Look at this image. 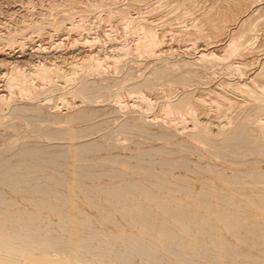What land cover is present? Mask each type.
Listing matches in <instances>:
<instances>
[{
    "label": "rangeland",
    "instance_id": "374dc122",
    "mask_svg": "<svg viewBox=\"0 0 264 264\" xmlns=\"http://www.w3.org/2000/svg\"><path fill=\"white\" fill-rule=\"evenodd\" d=\"M111 1L112 0H93V3H92V0H82V1L81 0L80 1L79 0H66V1L65 0H0V59L4 60V61L1 60L3 63L0 61L1 62L0 63V69H2V70H0V89L2 88L1 92L5 94V99L3 100V104H2V101L0 100V102H1L0 103V107H1L0 108V168L1 167L3 168L6 165L9 166V165L16 164L18 162H23V160H26L27 162L34 163L36 165L41 166L39 168L34 167L32 169L35 172L34 174H31L30 172H28L24 168H22L21 170L9 172L7 174L8 176H17L18 174L19 175L20 174L27 175L28 177L26 179L29 181V183L25 184V185L29 189L21 191V190L13 188L7 182H3L0 180V207L10 209V210L24 209L27 212L28 211L29 212L34 211L33 214H39V216H38L39 219H38V217L37 218H35L33 216L31 217L32 214H30V213L25 214V215H16L15 217L20 218V219H25V220L33 219L34 224H32V225L34 226L36 224L33 227V229L36 230V232L38 230V232H37L38 235H41L40 239L37 235L35 237L32 236L35 239L32 238L31 236L28 238H26V236H23V237L21 236L22 238L21 237L19 238V236L12 237V236H10L9 232H8V234H9L8 236L0 235V240L2 239L1 241L5 242V243L8 241L7 244H9V245L12 242L11 245H17L18 247L22 245L20 247V249L25 250L24 254L14 255L15 258H13L14 260L12 263H14V264H41V263L46 264L47 263L48 264L52 261L53 263L57 262L58 264H83L82 262H79V259H84V260H90L91 261V263H89V261L86 263V261H85L84 264L85 263L86 264H116V263L117 264H142V263L148 264L145 262H141L142 259L140 257H137L135 259V261L130 262V263L127 261H125V262L124 261L121 262L120 260L118 261V259H117L118 257L115 256V254L113 253L114 251H112L111 248L107 244H103V245L101 244V247H100L101 249L99 247L98 248L95 247V248H97V250L94 247H93V250H88L87 247L84 248V247L80 246L79 243L82 242V241H80V239H82V238L90 239V237H91V236L89 237L87 232H86V234H84L85 232H82V230H85V231H94V232H97L100 234L99 237L100 236L101 237H100V241L98 239L99 242L97 241L96 238H93L94 241L92 240V242L94 244L102 243V241H105V240L115 242L116 239H114L111 236L109 237L106 235V234H113L114 233V234H122V235H125L126 237H131V235L134 236V234H136L137 236L143 237L144 239L147 238V241H149V243L155 242V243H158L159 245L161 244L160 245L161 247H164L165 242H172V241H174V239L178 235H180V238L178 236L176 238L177 239L176 241H180V243L182 242V244H184V245L185 244H192V245H197L198 247H200L199 245L201 244L200 242H202V241L205 242V243L202 242V244L205 245L206 247H210V244H212L211 247L209 248V251H207V253L213 254V250H217V247H219L217 251H218V253H220L222 255V257H221V259L223 260L222 264L224 263V261H226V263H224V264H242V263L243 264L244 263H246V264H257V263L258 264H264V260H263L264 259V253H261L259 251V244L261 245L262 243L261 242L258 243V241H262L264 243V240H263V237H264V234H263L264 207H262V206L259 207V206H257L256 203L251 202L252 200L261 201V199L264 198V175L263 176H257L256 171H255V169H261V168L264 169V148L257 149L254 151L250 148L251 147L250 145L243 144L241 146V152L238 156H233V155H231L230 152H228L229 153V156H227L228 158L225 156L219 155L220 154L219 150L225 143L220 142L222 140V136L220 135V132L218 133V130H216L215 127H213L216 130L214 133L215 134L214 139H213L214 141H211L209 143L208 142L205 143V141L193 138L189 133L191 129H188L189 127L192 126V122H193V120L188 117L191 114H188V112L186 110H184V111H186L185 114L183 113L184 115L182 113L178 114V112H175V114H174V112L172 114L171 113L169 114L168 113L169 111L167 110L168 107L166 106V104L168 103V101L170 102V100H172L171 102H175V101H178L179 99L181 100V99L187 98V99H189L191 104L186 99L184 105L186 106L187 109H188L187 106L189 104L190 105L193 104L194 106H192V107L197 108L198 113H196V118H199L200 120H204L205 122L207 120H209V122L210 121L214 122L213 125L217 124L218 127H219V125H222L221 123H223V125H225L227 123L226 121L230 120V118H229L230 116L232 118L234 117V120H232V118H231V120L233 122L235 121V118L237 121V122L235 121L236 123H238V120L241 122L244 119V116L247 115L250 111V113L252 112L251 114L255 120L252 119L254 121L252 123V120L250 119L252 117L249 118V115H247V117L245 116V121L248 122V120H250L251 122L249 121L248 127L254 128L255 133L258 136H261L260 134H262V131L259 129V125L257 126V122H258V124L264 123V121L262 122V120H264L263 119L264 118L263 117L264 116V110H263V108H260L264 104V103H262V100L264 101V96H262V95H264V88H263L264 82L261 83L262 79L264 81V77L262 76L263 77L262 78L261 75L258 77V75H256L257 74L256 71H259L262 69V67H264V64H263V62H264L263 58L264 57H262V55L264 56V49H261V48H264L263 47V44H264V34H263L264 33V25H263L264 24V17H262L260 19V21H262V22H260V21L258 22L259 23L258 26L260 25L257 28V29H259L258 32L256 31L257 29H255L254 31H251V33L250 32L248 33V35L246 36L247 38L244 37V39H248V37H250L251 41L249 40L248 44L250 46L252 45L253 47L249 46V47L243 49L245 52L243 50H242V52H240L241 57L239 55V52H237V53L233 52L235 55L230 53L231 56L230 55L229 56L231 58L230 59L231 62L228 61L229 58L227 60L225 59V62L228 64H226L224 62V60L223 61L221 60L220 62L216 60L217 63L219 62V64H216V62L214 61L215 59H212L213 62H210L211 61L210 58L205 57L202 59V57L200 56V51L202 50L203 47L209 48L210 46H212V44H216V42H214V41H217L219 39L222 40L224 37H225L224 39L226 40V38L230 36L229 33H228L229 36L226 35L227 31H226V34L222 33V34L226 35V36L223 35L224 37L222 36V34L219 36L213 37L210 33H209L210 36L207 33V32H210L209 30H207V29H209L208 25L211 22L210 20H212L216 17L214 13L212 14V12L206 11L207 9L209 10V7L207 5H210L213 0H208L209 3L207 0H204L205 3L203 0H200L201 2L199 0L198 1L197 0H161V2H160V0H158V1L157 0L156 1L155 0H139V1L138 0H121V1L120 0H113V2H111ZM182 1L183 2L185 1V3H183ZM191 1H193V2L190 4L189 2H191ZM72 2H73V4H72ZM158 2H160V3H158ZM178 2H180V3L182 2L186 6V8L184 6H182L183 5L182 3H181L182 5H181ZM109 3H110V5H109ZM153 3H154L155 8H153ZM194 3H196V5ZM202 3H204V4L208 3L206 5V8H204L205 5ZM67 4H69V5H67ZM156 4H157V6H156ZM177 4H178V6H177ZM198 4H200V5H198ZM179 5L182 7H180ZM73 6H74V8H73ZM95 6H97V7L95 8ZM162 6L164 7V9ZM199 6H201L200 9L197 8ZM99 7H100V9H99ZM107 7H109V8H107ZM127 7L128 8L130 7V8L128 9ZM144 7H147L151 10L144 8ZM172 8H173V10H172ZM184 8H185V10H184ZM190 8H192V9H190ZM109 9H111V10H109ZM158 9H160L161 11ZM254 9H256V7ZM144 10H145V12L146 11L148 13L151 12L152 14H148L146 12V14H147L146 15V14H144ZM175 10H177V11H175ZM187 10H189L190 12ZM193 10H195V11H193ZM111 11H112V13H111ZM141 11H143V12H141ZM174 11H175V14H174ZM186 11H187V15H185ZM113 12H115L114 13L115 17L113 15ZM100 13H101V15H100ZM108 13L110 15H108ZM129 13H130V15H129ZM204 13H206V14H204ZM95 15H97V16H95ZM183 15H185L186 17ZM206 15H208V17ZM210 15H214L215 17L212 16L213 17L212 18ZM146 16L149 18H147ZM187 16H188V18H187ZM202 16H203V18L207 17V20L209 19L208 20L209 23L207 22L206 19L203 20ZM141 17H143V18H141ZM151 17H152L153 21L151 20ZM199 17L202 18L201 19L202 21L198 20ZM232 17L233 16H231L229 18V21H228L229 23L231 22L230 24H232V22L234 21ZM110 18L111 19L113 18V19L110 21ZM145 18H147V19H145ZM171 18L174 19L175 21L174 20L169 21V20H171ZM133 19H134V22H133ZM176 19H178L179 21ZM108 20H109V23H108ZM158 20H160V21L162 20L161 21L162 23ZM196 20L198 22H196ZM90 21H91V23H90ZM155 21H158L159 23H157ZM71 22L72 23L74 22L73 23L74 25L72 24V26H71L70 25ZM87 22H89L90 24H86ZM145 22H146V24H145ZM152 22H153V25L151 24ZM201 22H203V26L202 25L200 26ZM95 23H96V25H95ZM177 23L179 25H177ZM193 23L194 24L196 23L195 25H197V26L199 25L198 28H197V26L193 27ZM261 23H263L262 24L263 27H261L262 26ZM140 24L141 25L142 24L143 25H147V24L150 25L151 24L150 26L154 28V30L157 32V34L159 33L158 35H161L159 37L161 39H163L162 45H164V47L166 49H169V50L168 51L165 50V48L162 46L164 51L160 54H159V52H161V51H157L158 52L157 54H159V55H157V54L155 55V53H153V55H152V53L146 55L147 52L144 51L143 52V54L145 53L144 56H143L142 52L141 53H134L133 52L134 55L131 53L132 51L129 52L128 47H130V45L132 46L134 44V42L138 39V36L141 35L140 29H138L140 27ZM157 24H159V25H157ZM174 25H176V27ZM180 25H182V26H180ZM189 25L192 27H190ZM204 25L205 26L207 25L208 27H204ZM61 26H63V27H61ZM75 26L78 28H75ZM124 26H126V27H124ZM184 26L186 29H184ZM54 27L57 29H55ZM127 27L130 29H128ZM132 27H133V31L131 30ZM202 27L204 29H202ZM105 28H109V29H105ZM188 28H189V30H188ZM78 29H80V30H78ZM112 29H114V30H112ZM200 29H202L201 32H199ZM203 30H205L207 34L203 33L202 35H200L203 32ZM109 31H111L113 34L110 33ZM135 32H136V35H135ZM166 32L167 33L169 32V33L167 34ZM176 32H177V34H175ZM187 32H189V34ZM191 32L193 33V35ZM194 32L195 33L197 32L196 33L197 35ZM114 33H115V35H114ZM184 33H186V34L184 35ZM204 34L206 35V37L204 36ZM249 34H251V35L253 34L254 36L253 35L251 36ZM194 35H195V37H194ZM198 35H200V38H201L200 42H199V36ZM207 35H208V37L211 38L209 41H208ZM115 36H117V37H115ZM162 36H164V37H162ZM173 36H175V37H173ZM192 36H193V38H192ZM196 36L198 37V40L196 39L197 38ZM11 37H13V38L11 39ZM111 37L115 40L113 41V39ZM171 37L173 40L171 39ZM217 37L219 39H217ZM254 37L256 38V40ZM87 38L90 39L91 41L90 42L86 41ZM164 38H165V40H164ZM179 38H181V39L178 40ZM194 38H195V40H194ZM214 38H215V40H214ZM261 38H262V40H261ZM21 39H23L22 43L18 42V40L21 41ZM204 39L210 43H208L207 41L204 42ZM11 40H12V42H10ZM59 40L60 41L62 40V41L60 42ZM120 40H121V42H120ZM196 40L198 41V43L195 42ZM201 40H203V41H201ZM212 40H214V41L212 42ZM54 41H55V43H54ZM57 41L60 45H58ZM172 41H173V43H172ZM190 41L193 43L194 42L197 43L196 46H195V43L193 44ZM117 42L118 43L120 42V43L118 44ZM179 42H180V44H179ZM183 42H185V43H183ZM252 42H253V44H252ZM260 42H261V44H260ZM11 43H14V44H11ZM23 43H25V44H23ZM39 43H41V44H39ZM72 43H73V46H72ZM74 43H75V45H74ZM92 43H94V44H92ZM202 43L204 44V46ZM207 43L209 44V47H208ZM254 43H255V46H254ZM201 44H202V46H201ZM21 45H25V47H22ZM40 45H41V47H40ZM125 45L127 46L128 49H126ZM21 47H22V49H21ZM122 47H124V48H122ZM170 47H172V48L170 49ZM258 47H259V49H258ZM4 48H5V50H4ZM9 48H10V51H9ZM256 48H257V50L255 51ZM36 49H38V50H36ZM112 49H114V50H112ZM125 49L128 51H126ZM21 50L25 53L24 57H22V56L18 57L20 52H21V54H23V52ZM219 50H217V52ZM249 50H251V52ZM117 51L120 53H118ZM165 51H166V53H165ZM6 52H7V54H6ZM12 52H14V54ZM185 52H187V53H185ZM248 52H250V53H248ZM260 52L262 55L260 54L258 56V54ZM123 53L126 55H124ZM10 54H11V56H10ZM140 54L142 55V58H141ZM249 54L250 55L254 54V55H252L253 57L252 56L250 57ZM7 55H9V56H7ZM50 55H51V57H50ZM148 55L151 57H149ZM243 55H245L244 56L245 58L243 57ZM255 55L257 57L254 60L253 58H255ZM31 56H33V57H31ZM198 57H200V58H198ZM11 58H12V60H11ZM15 58L18 60L19 59H25L26 62L24 61V64L21 63L20 65H21V69L24 68L26 70V72L29 71L30 68H33V66H34L33 64H36V62H37V64L34 67H36L37 65L45 64V63L48 65H51V66L54 65V67H56L57 64H59L62 67L64 66L63 69L65 71L63 70V73L68 72L66 74L68 76L63 74V75H65V78H67V77L68 78L65 81V78L62 75L61 76L62 78H58L59 80L57 79V77H53L50 80L45 79V80H43V82H41L40 80H42V79H40V80H37V83H36L38 85V86L36 85L38 88H36V86L35 87L33 86L34 87L33 90L36 89L35 92H37V93L33 92L31 94V96L30 95H24L23 93L20 94L21 93L19 91L20 89H18L17 86L16 87L15 86L10 87L12 89L11 90L6 85L7 80H8V74L13 75L15 72L13 71L14 72L13 73L12 70H16L17 68H19V67H17V68L15 67L16 64L13 62V59L16 60ZM114 58H115V60H114ZM246 58L248 61L250 60V62L245 60ZM98 59H99V61H98ZM197 59H199V60H197ZM200 59H202L203 61ZM207 59H210V60H207ZM252 59H253V61H252ZM184 60H185V62H183ZM186 60H189L190 62L189 61L186 62ZM205 60L210 63V64L207 63V65H209L208 69L206 66L204 67V64L206 65V63H204ZM85 61H86V63H85ZM193 61H195V62H193ZM242 61L244 62V64H247V62H248V64L246 65L248 69L246 68V66L244 64L239 63ZM51 62H54L55 64H53ZM88 62H89V64H88ZM198 62H199V65H198ZM200 62L202 63L201 65H200ZM222 62H223V64H222ZM232 62L233 63L235 62L233 65H237V63L239 65L241 64V67H243V65H244L246 70L244 67L238 68L239 70H237L235 67H234L235 69H233V67L229 66ZM105 63H106V65H105ZM114 63L116 64L115 65L116 67L114 66ZM186 63H192V64H190V65L188 64V66H187ZM211 63H213V64H211ZM24 65L26 68L24 67ZM72 65H74V66L72 67ZM82 65H84V66H82ZM108 65H112L113 67L110 66V68H109ZM77 66L79 67V69L77 68ZM158 66L163 67V68L166 67L165 68L166 69V77H165L166 79L163 78V81H162V78L160 79L158 76H156L155 72H157ZM170 66L173 67L174 69L170 68ZM210 66H211V68H210ZM218 66H221V68ZM227 66H228V68L226 69ZM103 67L105 68V70L103 69ZM229 67L232 70H234V71L237 70V71L236 72L230 71ZM27 68H29V70H27ZM190 68H191V70H189ZM192 68H194V69H192ZM73 69H75V70L73 71ZM97 69H98V71H101V72H99L100 74L98 72L95 73ZM106 69H108V70H106ZM169 69H171V70H169ZM10 70H11V72H10ZM216 70H217V72H216ZM5 71H9L8 74H6L7 72H5ZM242 71H243V73H242ZM2 72H5L6 76ZM80 72H82V73H80ZM192 72L193 73L195 72V75H193ZM213 72H216L214 74H216L217 76H215V75L213 76ZM223 72H225V73H223ZM151 73H152V75H151ZM183 73H184V76L182 75ZM203 73L205 75H202ZM239 73H241L240 74L241 76H243V74H245L244 76L246 78L248 77L249 80L246 79L244 76L241 77L239 75ZM2 74H4V75H2ZM187 74L189 76H186ZM199 74H201L202 76ZM72 75H74V76L76 75L78 77H76V76L73 77ZM179 75L182 76L181 79L175 80L174 78H176ZM254 76L257 79L260 77L262 79L257 80L256 78H254ZM167 77H168V79H167ZM172 77H173V79H172ZM183 77H185V79H187V80L183 79ZM54 78H55V81H57V82L59 81L58 83L60 85L57 82L56 83L54 82V80H53ZM231 78H233V79H231ZM60 79H62V80H60ZM75 79H76V81H75ZM149 79H151L150 80L151 82H149ZM46 80H47V83H46ZM73 80L75 82H73ZM154 80H156L157 83ZM225 80H229V81L225 82ZM242 80L245 81V87L248 86L247 88H245V90L243 88L244 83ZM38 81H40V82L38 83ZM64 81H65V83H64ZM223 81H224V84H223ZM249 81H250V83L257 82V85H255L254 83L249 84ZM84 82L85 83L87 82L88 84H90V86L97 85V83L99 85L100 84L103 85V87L95 88L94 90H90L89 92L94 93V94H98V93L103 92L104 94L101 96L97 95V96H95L96 98L92 97L90 99L85 97V95L83 93H80L77 90L78 85L85 84ZM188 82H190V83H188ZM237 82L239 84L241 82L242 85L236 87V85L234 83L239 85ZM44 83H46V84H44ZM139 83L140 84L142 83L140 85L141 90H143L142 92L145 94V96H147L146 97L147 100L152 101V102L150 101V104L145 99L147 101V104H146V101L142 97L141 98H142V101L144 100V103L141 100L137 101V99H140V97H138L137 93L136 94L133 93L132 89L135 87V85L138 86ZM227 83L228 84L232 83L233 89H232V87H230L231 85H228ZM41 84H42V86L45 85L43 87V91H41L42 87L40 88ZM54 84H56V85L58 84V85H57V87L55 86L56 88L53 87L54 89H52V85H54ZM233 84L235 87L233 86ZM261 84L263 87L261 86ZM47 85H49V86H47ZM147 85H149V86H147ZM46 86L50 89V92L47 91L49 89H47ZM131 86L132 87L134 86V87L132 88ZM223 86H225V87H223ZM189 87L190 88L192 87V88L190 89ZM249 87L254 88V89L258 88L257 90L255 89L256 92H258V90H260V94H259V92L254 93V94H256L257 96H258V94H259V96L261 95L262 97L261 96L260 97L262 99L261 98L256 99L257 96L253 95V97H255L254 100L256 99L260 103H258L257 101H252L253 99L251 97H252L253 93H251V96H250V92L248 90V89H250ZM211 88L213 90H210ZM240 88H242V89L240 90ZM134 89H137V88H134ZM159 90H161V91H159ZM243 90L245 91V93H243ZM218 92H220V93H218ZM131 93L133 95H131ZM216 93H218V95L220 97L217 96ZM246 93L247 94L249 93V94L247 95ZM35 94H37L39 97L38 96L36 97ZM243 94H244V96H243ZM8 95H9V98H8ZM32 95L35 96V98H33ZM221 95H223V96H221ZM19 96H21L22 98ZM28 96H30V97H28ZM247 96H250V97L247 98ZM227 97H228V99H227ZM68 98H71V100ZM249 98H250V101H249ZM66 99H68V100H66ZM200 99H203V101ZM229 99L231 101L232 100L237 101V102H235L236 104L234 102L228 103ZM34 100H36V101H34ZM62 100H64L65 102ZM115 100H118V101H115ZM119 100H121V101H119ZM212 100L216 101V102L218 101L217 102L218 104L216 102H213ZM133 101H135V102H133ZM231 101H229V102H231ZM57 102H58V106H56ZM75 102H76V105L74 104ZM138 102L142 105L141 109L145 105H148V104L149 105H148V107L145 106V108H146L145 111H144V109L139 110L138 107L140 108L141 105ZM207 102L209 103V105ZM80 103H82V105ZM203 103H205V104H203ZM61 104H63V105H61ZM68 104L70 105V107ZM125 104L127 105V107L125 106ZM260 104H261V106H260ZM24 105H25V108H24ZM71 105H73V106H71ZM128 105H131L132 108L129 107ZM134 105H136V106L140 105V106L136 107ZM219 105L221 106V108L218 107ZM229 106H231V107H229ZM236 107H238V108L236 109ZM60 108H61V110H60ZM75 108H78V109H75ZM129 108H131V109H129ZM133 108L134 109L136 108L137 110L136 109L134 110ZM231 108H232V111L229 110ZM81 110L83 112L87 111L86 113L88 114V116L84 117V118L81 116L79 118H70L69 116L67 117V115H66L67 113H68V115H69V113L70 114H72V113L77 114ZM160 111H162V112H160ZM217 111H219V112H217ZM255 111L256 112L258 111L257 114ZM143 112H145V113H143ZM163 112H165V113H163ZM239 113L240 114L242 113L241 115H239L240 118H239V116L236 115ZM253 113L255 115H253ZM165 114H166V116L167 115L168 116L166 117ZM176 114H178V115H176ZM223 114H224V117L227 115V117H225V118H229V119H225L223 117ZM141 115H142V117H141ZM181 115H182V117H181ZM185 115H186V117H183ZM256 115H258V116H256ZM131 116L134 119H132ZM147 116H149V117H147ZM208 116H209V118H208ZM259 116H262L263 118L262 117L260 118ZM257 117L260 120L256 119ZM166 118H168V119H166ZM176 118H177V120H176ZM205 118H206V120H205ZM222 118L225 119V120H223V122H222ZM142 119H144V120H142ZM147 119H149V120L155 119V120H153L154 122L151 121L152 123H150V121ZM169 119H171V120H169ZM190 119L192 120V122ZM256 120H259L260 123H259V121L256 122ZM165 121H167V122H165ZM174 121H176V122H174ZM182 121H184V123ZM162 122L164 123V125ZM188 122H191V123H188ZM211 122L209 124H212ZM176 123H178V124L174 125ZM182 123L185 126H186V123H188L187 126H189V127L186 126V129H185L186 132L181 131V129L183 130L185 128V127L183 128L184 125ZM254 123L256 124V127L254 126ZM135 124L142 125L143 128L140 129V128L136 127ZM179 124H181V126L182 125L183 126L181 127V126H179ZM213 125H211V126H213ZM174 127H176V128H174ZM73 128H75L76 130ZM257 128L260 131L257 130ZM71 129H73V130L71 131ZM179 131H181L182 133ZM70 132H72V134H73L72 136H71ZM216 133H218V134H216ZM173 134H175V135H173ZM110 136H112V137H110ZM119 141L120 142L122 141L124 143L122 144V142L120 143ZM79 143L80 144L85 143L89 147H90V145L92 146L90 149H87L84 152V158L83 159L79 158L77 155H73V152H78L76 146ZM113 143L114 144L118 143L117 144L118 146L114 145ZM261 143L264 145V140H262ZM69 148H71V149L74 148V150L72 149L73 151H72V153H70L71 155L69 154V155H66L65 157H63V156L61 157L59 155H53L50 153V152L53 153V152H58V151H63V150H70L71 151V149H69ZM151 148H154V149H151ZM209 148L211 149L210 151H209ZM35 149H40L43 152H41L40 150H37L36 152H31V150L33 151ZM141 149H146V150L151 149V151H146V152H148V154L144 158V160H139V159L134 157V158L129 159V161L127 162L128 164L127 163L126 164L125 163L119 164V163H113L109 159V156L119 154L122 156V160H126V156L139 154ZM238 149H240V148H238ZM212 150H214V151H212ZM260 150H262V151L260 152ZM211 151L213 153H210ZM182 158H184L185 161ZM150 159L154 160L155 162L156 161H158V162L155 164L150 163V162H148ZM167 159L175 160V161H172L170 163H164V164L160 163L161 161H164ZM180 159H182L183 164H182V161ZM184 162H185V164H187V167H184ZM234 162H236V163H234ZM87 164L90 165V169L93 172V174L89 175V174L84 173L86 171ZM129 164H140L144 167H133L132 168L129 166ZM202 166H204V167L202 168ZM216 166H218V167H216ZM114 167H120L122 169V172H119L115 175L108 174V172L109 173L112 172ZM128 167H130V168H128ZM149 167L151 169H147ZM210 167L212 168L211 171L208 170V169H211ZM213 169H221L224 173L226 171L227 174H233V171L235 172L238 169L250 170V174H248V173H246L245 175L242 174L245 177V179L248 181V183H246V184L240 183V185H242V186H240L237 183H235L236 182L235 178H230L229 180H227L229 182V184L227 185L222 180V178L218 176V173L216 171H214ZM3 170H5V168H3ZM134 170H139V172H134ZM76 172H81V174L78 175V174H76ZM144 172H159V175H154V174L149 175V174H145ZM174 176H181L182 178H184V180H175ZM77 179L82 181L83 185L77 183L76 182ZM130 180H141V181H143L145 184L143 190L151 191L159 197V199H157L156 201H153V198H149L146 195L137 193L138 197L143 199L144 202L146 203V204L144 203V205L146 206L145 208H147V205L148 206L151 205V207H153V209L151 207L150 208L153 211L158 212V213H156L157 215L160 214L163 216V217L160 215H158L159 217L155 216L156 217L155 221L156 220L158 221L157 218H161V220L159 219L160 221H158V222H162V224L165 226L164 228H165V231L167 233L164 231L159 232V230H155L154 228H152L150 226L143 225L142 220H141V223L138 224L137 223L138 221H136V219L134 220L133 217H131V214L129 215V212L131 211L130 208L126 209L123 205H120V204L115 205L108 200L109 194L111 193L109 189H111L113 187V185L119 186L122 181H130ZM148 180L158 182L160 185H158V186L153 185V184L147 182ZM171 181H175V182H171ZM203 181H206V183H204ZM214 181L217 184L216 188L211 187V185L209 183V182H214ZM127 184H129V183H127ZM186 186H189L190 188H186ZM203 189L208 190L209 193H213V194L216 192H222V193H227L231 196L237 195V196H234L235 201H239V200L246 201L247 203L241 202L239 206H234V208L228 207L229 205H226V206L228 207L227 209H234V210L237 209L238 211H241L244 209L243 211H241L242 212L241 215H239V216L237 215L238 216L237 218L239 219V221H244L243 217H245V219L250 218V220L252 219V221H251L252 223L249 220L247 225H245V226L236 225V229H234V228L233 229L235 231L237 230L238 232H235V231L231 232V230H230L231 226L225 224L226 223L225 219L230 218V217L232 219V217L234 215L229 213L228 210H226L227 213H226V211L224 212V209H222V208H218L219 210L217 208H214L216 210H211V208H208V207L206 208L205 206H201L203 201H217V202L222 203V201L218 199L217 195H210L209 194L206 196H202V194L204 192ZM165 198L166 199H173V206H175V208L176 207L179 208L178 210L181 213L183 212V210H182L183 208L184 209H185V207L187 208L185 210H187L190 214L189 213H188L189 215L186 214L185 212H187V211L183 212V214L184 215L186 214V216H187V217L185 216V220H184L183 214L181 215L180 212L179 213L177 212V213L180 214L181 218L177 217L179 215L175 216L174 218L172 217V215L173 214L175 215L176 211H178V210H176L174 208H173V210H171L172 207H170V208L168 207L169 209L166 210L160 206L161 204H159V202L164 200ZM252 198H255V199H252ZM40 199H46L47 201H49V204L51 205L52 208L43 207L42 206L43 204L40 201ZM4 200L6 201V203L1 202ZM174 200H177V201L174 202ZM99 203L103 204V206L102 205L100 207H99V205L97 206V204H99ZM191 205H193V206H191ZM54 206H58L60 208H57V209L54 208L53 209ZM183 206H185V207H183ZM189 208H191V210ZM238 208L239 209L241 208V209L239 210ZM59 209H61L62 211H66V213L72 214L73 218H71L67 221L64 220L62 218V216H64V215L60 214L61 210H59ZM129 209H130V211H128ZM220 209H221V211H220ZM217 210H218V212H217L218 214L216 215ZM191 211L193 213L196 212L195 213L196 216H195V214L191 215L192 214ZM210 211L213 213H211ZM223 213L224 214L226 213V214L224 215ZM156 214L154 213V215H156ZM198 214H201V215H198ZM212 214H214V216ZM221 214H222V217H224L225 219L224 218L222 219L219 217V216H221ZM22 216H23V218H22ZM189 216H191L192 218L190 219ZM194 216L197 217L198 219H195ZM203 216H205V217L208 216L207 218H209V216H211L210 218L214 222H211V223L208 222L209 219L207 221V219L206 218L204 219ZM216 216L219 217L220 219H218ZM162 218H164V219H162ZM186 218L191 222H189ZM40 219H41L40 222L42 224H40V222H37ZM180 219H182V220L180 221ZM234 219H236V218H234ZM81 220H87V221L90 220L89 221L90 223L88 222L89 224H87V223L84 224ZM192 220H194L193 223L195 221H197V222H195L196 225L198 224L197 228H196L195 224L192 223ZM168 221H170V222L168 223ZM185 221L187 223V224L185 223L186 226L184 225ZM253 221H258L259 223H263V225L254 224L255 225V227H254ZM189 223L191 225L193 224L192 228H194V231L186 228V227L191 228V225ZM206 223H207V227H206ZM224 224L228 227H225ZM250 224H251V227H250ZM40 225H41V227H40ZM199 225L201 227H198ZM16 226L21 227L19 224H17ZM37 226L41 228L42 232L39 231L40 228L36 229ZM46 226H48V227H46ZM64 226L71 228V230H69V229L65 230V228H62ZM175 226H178L179 228L175 227ZM208 226H210V227H208ZM218 227H219V229H218ZM48 228H51V229L53 228L51 231V234L53 235V237L55 236L54 238H58V239H52V237H50L51 242L54 241V243H57L59 241L60 243L59 242L58 243L60 245L62 244L61 246L64 247V245H65V249L67 247H71L72 249L67 248L65 250L64 248L60 249L59 247H55L56 249H59V250L58 251L55 249L53 250V246L50 245V243H51L50 239L47 238V239H49V240H47V239H45L46 237L45 238L42 237L46 234V232H47L46 230H48ZM201 228L203 229L202 231H200ZM208 228L209 229L211 228V229H213V231H216V232L213 233V231L211 229L209 230ZM220 228H221V230H220ZM197 229H200V230H197ZM205 229H207V230H205ZM53 230H54V232H53ZM174 230L176 231V234L174 233V235L176 237L174 235L172 237H170L168 235V233L170 231H174ZM195 230H197V232ZM247 230L249 232H247ZM252 230L254 232H252ZM55 231L58 232L59 235H58V233H55ZM180 231H182V232L184 231V232L181 233ZM186 231H187V233H186ZM200 232L205 236V237L204 236L201 237L202 241L200 240L201 238L199 237V236H201ZM207 232H211L214 236H212V234L207 233ZM244 232H246V236H245ZM194 233L198 236H194L195 235ZM259 233H260V235H259ZM223 234H224L225 239H226V240H223L225 242V243L223 242L224 244H226V241H227L235 249H237L238 247H240V249H237L236 252L233 250L230 252L229 250H225V249H224V251H225L224 252L222 249H220L221 246H219V245L222 242L220 244H218L217 243L218 240H216V239H219V238H216V237H220V235H221V237L224 238ZM167 235L169 237H167ZM206 235L208 236V238ZM59 236H61V239H63V241L59 238ZM63 236L65 238H63ZM192 236H194V237H192ZM209 236L211 238H209ZM233 236H235V238ZM254 236L257 238H254ZM6 237L7 238L10 237V238L7 239ZM24 237L27 240L26 239L21 240ZM173 237H175V238H173ZM11 238H12V240H11ZM13 238L15 239V241L13 240ZM68 238L71 240H69ZM159 238H162V240H160ZM170 238H172L173 240ZM195 238H197V239H195ZM212 238H213V240H212ZM184 239H187L188 241L187 240L184 241ZM210 239L212 241H209ZM241 239H242V241H241ZM249 239L252 241H250ZM39 240L41 241L40 244H39V242H40ZM65 240H68V241H65ZM196 240H198V241L200 240V241L198 242ZM44 241H46V242H44ZM64 241H65V243H62ZM190 241H192V243ZM213 241H215V242H213ZM254 241H256V242H254ZM13 242H17V243L14 244ZM44 243L48 246L43 245ZM68 243H69V245H68ZM223 243H222V245H223ZM251 243H253L254 245ZM119 244H121V243H119ZM23 245H25V246L23 247ZM55 245L59 246L58 244H55ZM79 246L81 247V249L78 248ZM43 248H44V250L46 249L47 252L41 251V250H43ZM174 248L177 250H181V249H179V245H177V243H176V247H175V243H174ZM180 248H182V247H180ZM94 249L96 252L94 251ZM255 249H256V251H255ZM99 250H103V251H99ZM199 250L202 252L205 251L204 249H199ZM210 250H212V251H210ZM246 250H247V253H249V254L244 252ZM14 251L15 250L12 247L7 248V249H3V252H7V253H13ZM55 251H56V253H55ZM88 251H90V253H88ZM168 252L169 251H167V250L161 251V253L165 256V260L163 261V263L162 262H160V263H162V264H176L174 262L168 261L169 257L176 259L178 261H181V260H179L180 259L179 256L175 255L174 252H170V253H168ZM191 252L192 251L188 250L187 252H183V253L181 252V254L185 255L186 253H189L190 255L194 256L195 252L194 253L192 252L193 254ZM232 252H234L235 254H233ZM57 253L59 255H56ZM94 253H96V254L94 255ZM78 254H79V257L81 256L80 258L76 257ZM101 254H103L104 256ZM168 254H170V255H168ZM254 254L257 256H255ZM74 255H76V256H74ZM173 255H174V257H173ZM41 256H45V257L41 259V258H39ZM58 256H62V258L58 257ZM224 256H225V258H224ZM8 258H10V257H8ZM145 258H148V257H145ZM226 258H228V259H226ZM231 258H232V260H231ZM194 259L195 260L198 259V261L204 262V264H209V262L211 264H215L213 262L216 259V256H209V257H203V258L199 257V256H197V257L195 256ZM44 260L45 261L47 260V262H45ZM99 260H101V261H99ZM104 260H105V262H104ZM204 260H206V261H204ZM0 261L2 262L1 259H0ZM4 264H9V263L4 262ZM181 264H184V262H181Z\"/></svg>",
    "mask_w": 264,
    "mask_h": 264
},
{
    "label": "bare ground",
    "instance_id": "6f19581e",
    "mask_svg": "<svg viewBox=\"0 0 264 264\" xmlns=\"http://www.w3.org/2000/svg\"><path fill=\"white\" fill-rule=\"evenodd\" d=\"M66 1V0H65ZM80 1V0H79ZM82 1V0H81ZM121 1V0H120ZM139 1V0H138ZM156 1V0H155ZM158 1V0H157ZM198 1V0H197ZM200 1V0H199ZM204 1V0H203ZM202 1V2H203ZM208 1V0H207ZM111 2H113V0L111 1ZM133 2V1H132ZM151 2V1H150ZM149 2V3H150ZM160 2H161V0H160ZM160 2H158V3H160ZM163 2V1H162ZM174 2V1H173ZM183 2V1H182ZM181 2V3H182ZM188 2V1H187ZM193 1H191V2H189L190 4L192 3ZM201 2V1H200ZM199 2V3H200ZM211 2V1H210ZM68 3V2H67ZM76 3V2H75ZM78 3V2H77ZM81 3V2H80ZM92 3H93V0H92ZM97 3V2H96ZM95 3V4H96ZM100 3V2H99ZM155 3V2H154ZM154 3H153V8H155L154 7ZM179 4H181L180 2H178ZM183 3H185V1L183 2ZM182 3V4H183ZM204 3H205V1H204ZM204 3H202V4H204ZM208 3H209V1H208ZM207 3V4H208ZM72 4H73V2H72ZM121 4V3H120ZM164 4V3H163ZM166 4V3H165ZM168 4V3H167ZM181 4V5H182ZM187 4V3H186ZM195 5H196V3H194ZM201 4V3H200ZM200 4H198V5H200ZM207 4H204L203 6H204V8H206V5ZM264 0H213L212 1V3L210 4V5H207L208 7H209V10L207 9L206 11H208V12H212V14L214 13L215 14V16L214 15H210L211 17L212 16H214L215 18L214 19H212V20H210L211 22H210V24L208 25L207 23V25L209 26H205L204 25V27H208L209 29H207V30H209L210 32H207L208 33V35H209V33L213 36V37H216V36H219V35H221L222 33H225L226 34V31H227V34L226 35H228V33H229V37H227L226 38V40L224 39L225 37L224 36H226V35H224V34H222V36L224 37L222 40H220L218 37H217V39H219V40H217V41H214L215 40V38H214V40H212V42L214 41V42H216V44H212V46H210L209 47V44L208 43H210V42H208L211 38L210 37H208V35H207V38H208V41L207 40H205L204 39V42L205 41H207L208 43V47L209 48H202L201 46H202V44H201V48H202V50L200 51V56L202 57V59L203 58H210L211 59V61L210 62H213L212 61V59H215L214 61L216 62V64H219V62L222 60H224V62H225V59L227 60L228 58V61H230V53L231 54H233V55H235L234 53L236 52H239V55H240V52H242V50L243 49H245V48H247V47H249L250 45L248 44V42H249V40H250V37H248V39H244V37H246L247 35H248V33L250 32L251 33V31H254L255 29H257L259 26H258V22L260 21V19L262 18V17H264ZM67 5H69V4H67ZM86 5V4H85ZM94 5V4H93ZM101 5V4H100ZM104 5V4H103ZM109 5H110V3H109ZM108 5V6H109ZM161 5V4H160ZM175 5V4H174ZM194 5V6H195ZM133 6V5H132ZM147 6V5H146ZM152 6V5H151ZM156 6H157V4H156ZM166 6V5H165ZM173 6V5H172ZM171 6V7H172ZM177 6H178V4H177ZM180 6V5H179ZM182 6H184L185 8H186V6L183 4ZM182 6H180V7H182ZM76 7V6H75ZM87 7V6H86ZM97 6H95V8H96ZM148 7V6H147ZM147 7H144V8H147ZM163 7V6H162ZM207 7V8H208ZM256 7V9H254V8ZM73 8H74V6H73ZM107 8H109V7H107ZM128 8V7H127ZM130 8V7H129ZM128 8V9H129ZM151 8V7H150ZM166 8V7H165ZM170 8V7H169ZM185 8H184V10H185ZM196 8V7H195ZM198 9H200L201 8V6H199V7H197ZM196 8V9H197ZM86 9V8H85ZM99 9H100V7H99ZM103 9V8H102ZM113 9V8H112ZM143 9V8H142ZM147 9H149V8H147ZM146 9V10H147ZM163 9H164V7H163ZM180 9V8H179ZM190 9H192V8H190ZM197 9V10H198ZM108 10V9H107ZM109 10H111V9H109ZM119 10V9H118ZM123 10V9H122ZM149 10H151V9H149ZM156 10V9H155ZM158 10H160V9H158ZM172 10H173V8H172ZM171 10V11H172ZM181 10V9H180ZM204 10V9H203ZM68 11V10H67ZM106 11V10H105ZM113 11V10H112ZM112 11H111V13H112ZM121 11V10H120ZM161 11V10H160ZM166 11V10H165ZM175 11H177V10H175ZM175 11H174V14H175ZM187 11H189V10H187ZM187 11H186V14L185 15H187ZM193 11H195V10H193ZM101 12V11H100ZM137 12V11H136ZM141 12H143V11H141ZM147 12V11H146ZM146 12H145V10H144V14H146ZM159 12V11H158ZM157 12V13H158ZM183 12V11H182ZM185 12V11H184ZM190 12V11H189ZM199 12V11H198ZM205 12V11H204ZM207 12V13H208ZM114 13L115 12H113V15H114ZM148 13V12H147ZM155 13V12H154ZM178 13V12H177ZM194 13V12H193ZM86 14V13H85ZM91 14V13H90ZM107 14V13H106ZM121 14V13H120ZM142 14V13H141ZM148 14H152L151 12L150 13H148ZM168 14V13H167ZM189 14V13H188ZM204 14H206V13H204ZM210 14V13H209ZM208 14V15H209ZM94 15V14H93ZM100 15H101V13H100ZM108 15H110L109 13H108ZM123 15V14H122ZM126 15V14H125ZM129 15H130V13H129ZM143 15V14H142ZM141 15V16H142ZM147 15V14H146ZM170 15V14H169ZM185 15H183V16H185ZM190 15V14H189ZM208 15H206L207 17H208ZM51 16V15H50ZM95 16H97V15H95ZM152 16V15H151ZM158 16V15H157ZM168 16V15H167ZM200 16V15H199ZM231 16H233L232 18H233V22H232V24H230L228 21H229V18L231 17ZM87 17V16H86ZM105 17V16H104ZM114 17H115V15H114ZM128 17V16H127ZM130 17V16H129ZM135 17V16H134ZM147 17V16H146ZM163 17V16H162ZM186 17V16H185ZM207 17L205 18H203V16H202V18H203V20L204 19H206L207 20ZM55 18V17H54ZM73 18V17H72ZM81 18V17H80ZM100 18V17H99ZM103 18V17H102ZM119 18V17H118ZM132 18V17H131ZM141 18H143V17H141ZM147 18H149V17H147ZM147 18H145V19H147ZM158 18V17H157ZM164 18V17H163ZM184 18V17H183ZM182 18V19H183ZM187 18H188V16H187ZM192 18V17H191ZM200 18V19H199ZM198 18V20H201L202 18L201 17H199ZM86 19V18H85ZM91 19V18H90ZM101 19V18H100ZM113 19V18H112ZM111 18H110V21L112 20ZM138 19V18H137ZM168 19V18H167ZM193 19V18H192ZM41 20V19H40ZM77 20V19H76ZM87 20V19H86ZM95 20V19H94ZM93 20V21H94ZM128 20V19H127ZM130 20V19H129ZM141 20V19H140ZM139 20V21H140ZM143 20V19H142ZM151 20H152V17H151ZM172 20H174V19H172L171 18V20H169V21H172ZM176 20H178V19H176ZM190 20V19H189ZM209 20V19H208ZM208 20H207V22H208ZM47 21V20H46ZM88 21V20H87ZM103 21V20H102ZM101 21V22H102ZM137 21V20H136ZM153 21V20H152ZM158 21H160V20H158ZM158 21H155V22H157V23H159ZM162 21V20H161ZM160 21V22H161ZM175 21V20H174ZM179 21V20H178ZM182 21V20H181ZM202 21V20H201ZM81 22V21H80ZM85 22V21H84ZM128 22V21H127ZM126 22V23H127ZM133 22H134V19H133ZM132 22V23H133ZM191 22V21H190ZM196 22H198L197 20H196ZM200 22V21H199ZM260 22H262V21H260ZM41 23V22H40ZM67 23V22H66ZM74 23V22H73ZM72 22H71V26H72V24H73ZM90 23H91V21H90ZM89 22H87L86 24H90ZM107 23V22H106ZM108 23H109V20H108ZM130 23V22H129ZM131 23V24H132ZM148 23V22H147ZM162 23V22H161ZM169 23V22H168ZM167 23V24H168ZM172 23V22H171ZM179 23V22H178ZM177 23V25H179ZM202 23V24H201ZM200 23V26L202 25L203 26V22H201ZM205 23V22H204ZM209 23V22H208ZM230 25H229V24ZM39 24V23H38ZM46 24V23H45ZM82 24V23H81ZM94 24V23H93ZM113 24V23H112ZM136 24V23H135ZM139 24V23H138ZM144 24V23H143ZM141 25L140 24V27L138 28V29H140V36H138V39L134 42V44L131 46L130 45V47H128L129 48V52L130 51H132L131 53L133 54V52L134 53H141L142 52V54H143V52L144 51H146L147 53H146V55L147 54H150V53H152V55H153V53H155V55L158 53L157 51H161V52H159V54L160 53H162L163 51H164V49L162 48V46L164 47V45H162L163 44V39H161L159 36H161V35H158L157 34V32L154 30V28L153 27H151L150 25L152 24L153 25V22L150 24V25ZM145 24H146V22H145ZM164 24V23H163ZM166 24V23H165ZM191 24V23H190ZM196 24V23H195ZM194 23H193V27L195 26H197V25H195ZM263 23H261V25H262ZM74 25V24H73ZM95 25H96V23H95ZM99 25V24H98ZM127 25V24H126ZM157 25H159V24H157ZM162 25V24H161ZM187 25V24H186ZM264 25V24H263ZM263 25L261 26V27H263ZM36 26V25H35ZM59 26V25H58ZM66 26V25H65ZM77 26V25H76ZM75 26V28H78V27H76ZM87 26V25H86ZM92 26V25H91ZM111 26V25H110ZM129 26V25H128ZM171 26V25H170ZM173 26V25H172ZM175 27H176V25H174ZM180 26H182V25H180ZM190 26V25H189ZM199 26V25H198ZM198 26H197V28H198ZM61 27H63V26H61ZM60 27V28H61ZM80 27V26H79ZM124 27H126V26H124ZM166 27V26H165ZM190 27H192V26H190ZM18 28V27H17ZM55 28V27H54ZM72 28V27H71ZM81 28V27H80ZM83 28V27H82ZM128 28V27H127ZM158 28V27H157ZM160 28V27H159ZM172 28V27H171ZM43 29V28H42ZM55 29H57V28H55ZM90 29V28H89ZM105 29H109V28H105ZM126 29V28H125ZM128 29H130V28H128ZM178 29V28H177ZM184 29H186L185 28V26H184ZM202 29H204L203 27H202ZM202 29H200L199 30V32H201L202 31ZM205 29V30H206ZM261 29V28H260ZM60 30V29H59ZM78 30H80V29H78ZM86 30V29H85ZM101 30V29H100ZM112 30H114V29H112ZM132 31H133V27H132V29H131ZM135 30V29H134ZM166 30V29H165ZM188 30H189V28H188ZM205 30H203V32L200 34V35H202L203 33H205V34H207L206 33V31ZM258 30L259 29H257L256 31L258 32ZM25 31V30H24ZM92 31V30H91ZM107 31V30H106ZM125 31V30H124ZM138 31V30H137ZM205 31V32H204ZM229 31V32H228ZM261 31V30H260ZM35 32V31H34ZM71 32V31H70ZM85 32V31H84ZM110 33H112L111 31H109ZM171 32V31H170ZM182 32V31H181ZM198 32V31H197ZM196 32V33H197ZM198 32V33H199ZM256 32V33H257ZM80 33V32H79ZM108 33V32H107ZM116 33V32H115ZM115 33H114V35H115ZM162 33V32H161ZM167 33V32H166ZM169 33V32H168ZM167 33V34H168ZM188 34H189V32H187ZM192 33V32H191ZM195 33V32H194ZM195 33V34H196ZM260 33V32H259ZM258 33V34H259ZM113 34V33H112ZM125 34V33H124ZM174 34V33H173ZM175 34H177V32L175 33ZM186 33H184V35H185ZM204 34V36L206 37V35ZM254 34V33H253ZM252 34V35H253ZM264 34V33H263ZM41 35V34H40ZM77 35V34H76ZM98 35V34H97ZM135 35H136V32H135ZM164 35V34H163ZM191 35V34H190ZM192 35H193V33H192ZM197 35V34H196ZM200 35H198L199 36V42H200ZM249 35H251V34H249ZM251 35V36H252ZM255 35V34H254ZM253 35V36H254ZM108 36V35H107ZM110 36V35H109ZM187 36V35H186ZM210 36V35H209ZM221 36V37H222ZM257 36V35H256ZM16 37V36H15ZM14 37V38H15ZM94 37V36H93ZM113 37V36H112ZM111 37V38H112ZM115 37H117V36H115ZM162 37H164V36H162ZM170 37V36H169ZM173 37H175V36H173ZM194 37H195V35H194ZM197 37V36H196ZM204 37V38H205ZM212 37V38H213ZM13 37H11V39H12ZM18 38V37H17ZM98 38V37H97ZM183 38V37H182ZM192 38H193V36H192ZM206 38V39H207ZM247 38V37H246ZM255 38V37H254ZM253 38V39H254ZM260 38V37H259ZM2 39V38H1ZM6 39V38H5ZM107 39V38H106ZM113 39V38H112ZM117 39V38H116ZM134 39V38H133ZM132 39V40H133ZM167 39V38H166ZM171 39H172V37H171ZM181 38H179L178 40H180ZM191 39V38H190ZM197 40H198V37L196 38ZM17 40V39H16ZM20 40V39H19ZM18 40V42H21L22 43V41H23V39H21V41H19ZM110 40V39H109ZM115 39H113V41H114ZM164 40H165V38H164ZM173 40V39H172ZM175 40V39H174ZM184 40V39H183ZM194 40H195V38H194ZM193 40V41H194ZM195 41V42H197L198 43V41ZM255 40H256V38H255ZM259 40V39H258ZM261 40H262V38H261ZM2 41V40H1ZM26 41V40H25ZM60 41V40H59ZM62 41V40H61ZM60 41V42H61ZM86 41H91L90 39H86ZM117 41V40H116ZM167 41V40H166ZM192 41V40H191ZM190 41V42H191ZM201 41H203V40H201ZM251 41V40H250ZM10 42H12V40L10 41ZM96 42V41H95ZM99 42V41H98ZM111 42V41H110ZM120 42H121V40H120ZM119 42V43H120ZM126 42V41H125ZM165 42V41H164ZM171 42V41H170ZM189 42V43H190ZM194 42V43H195ZM257 42V41H256ZM54 43H55V41H54ZM57 43H58V41H57ZM118 43V42H117ZM118 43V44H119ZM172 43H173V41H172ZM183 43H185V42H183ZM188 43V42H187ZM191 43H193V42H191ZM193 43V44H194ZM197 43H195V46H196V44ZM251 43V42H250ZM11 44H14V43H11ZM23 44H25V43H23ZM39 44H41V43H39ZM63 44V43H62ZM89 44V43H88ZM92 44H94V43H92ZM109 44V43H108ZM178 44V43H177ZM179 44H180V42H179ZM206 44V43H205ZM252 44H253V42H252ZM257 44V43H256ZM260 44H261V42H260ZM263 44V43H262ZM7 45V44H6ZM58 45H60L59 43H58ZM74 45H75V43H74ZM90 45V44H89ZM105 45V44H104ZM168 45V44H167ZM259 45V44H258ZM257 45V46H258ZM22 47H25V45H21ZM43 46V45H42ZM55 46V45H54ZM72 46H73V43H72ZM71 46V47H72ZM92 46V45H91ZM126 46V45H125ZM203 46H204V44H203ZM254 46H255V43H254ZM261 46V45H260ZM259 46V47H260ZM7 47V46H6ZM17 47V46H16ZM22 47H21V49H22ZM27 47V46H26ZM38 47V46H37ZM40 47H41V45H40ZM39 47V48H40ZM56 47V46H55ZM69 47V46H68ZM187 47V46H186ZM190 47V46H189ZM214 47V48H213ZM250 47H253L252 45L250 46ZM259 47H258V49H259ZM263 47H264V44H263ZM13 48V47H12ZM36 48V47H35ZM38 48V49H39ZM122 48H124V47H122ZM127 48V46H126V49H128ZM165 48V47H164ZM172 47H170V49H171ZM261 48V47H260ZM17 49V48H16ZM24 49V48H23ZM31 49V48H30ZM38 49H36V50H38ZM125 49V50H126ZM193 49V48H192ZM220 49V50H219ZM261 49H264V48H261ZM4 50H5V48H4ZM14 50V49H13ZM25 50V49H24ZM99 50V49H98ZM111 50V49H110ZM112 50H114V49H112ZM120 50V49H119ZM124 50V51H125ZM165 50H169V49H166L165 48ZM217 50H219L218 52H217ZM248 50V49H247ZM253 50V49H252ZM257 50V48L255 49V51ZM9 51H10V48H9ZM8 51V52H9ZM22 51V50H21ZM126 51H128V50H126ZM171 51V50H170ZM175 51V50H174ZM198 51V50H197ZM244 51V50H243ZM250 52H251V50H249ZM260 51V50H259ZM23 52V51H22ZM40 52V51H39ZM38 52V53H39ZM49 52V51H48ZM47 52V53H48ZM83 52V51H82ZM101 52V51H100ZM118 52V51H117ZM122 52V51H121ZM173 52V51H172ZM176 52V51H175ZM188 52V51H187ZM187 52H185V53H187ZM234 52V53H233ZM245 52V51H244ZM250 52H248V53H250ZM258 52V51H257ZM263 52V51H262ZM13 54H14V52H12ZM118 53H120V52H118ZM128 53V52H127ZM165 53H166V51H165ZM182 53V52H181ZM184 53V52H183ZM254 53V52H253ZM6 54H7V52H6ZM20 54H21V52H20ZM19 54V56L18 57H24L25 56V53L23 52V54H21L20 55ZM101 54V53H100ZM117 54V53H116ZM124 54V53H123ZM130 54V53H129ZM159 54H157V55H159ZM255 54V53H254ZM254 54H252V55H254ZM261 54V52L258 54V56ZM16 55V54H15ZM30 55V54H29ZM64 55V54H63ZM118 55V54H117ZM124 55H126V54H124ZM134 55V54H133ZM138 55V54H137ZM145 55V53L143 54V56ZM186 55V54H185ZM230 55V56H229ZM232 55V56H233ZM250 55V54H249ZM252 55H250V57L252 56ZM262 55V54H261ZM4 56V55H3ZM7 56H9V55H7ZM10 56H11V54H10ZM16 56V57H17ZM112 56V55H111ZM119 56V55H118ZM121 56V55H120ZM132 56V55H131ZM140 56H141V58H142V55L140 54ZM149 56V55H148ZM199 56V55H198ZM245 55H243V57H244ZM31 57H33V56H31ZM42 57V56H41ZM50 57H51V55H50ZM49 57V58H50ZM80 57V56H79ZM104 57V56H103ZM125 57V56H124ZM128 57V56H127ZM138 57V56H137ZM149 57H151V56H149ZM194 57V56H193ZM237 57V56H236ZM240 57H241V55H240ZM242 57V58H243ZM248 57V56H247ZM253 57V56H252ZM256 55H255V58H253L254 60L256 59ZM261 57V56H260ZM262 57H264L263 55H262ZM5 58V57H4ZM10 58V57H9ZM14 58V57H13ZM82 58V57H81ZM92 58V57H91ZM95 58V57H94ZM93 58V59H94ZM139 58V57H138ZM153 58V57H152ZM169 58V57H168ZM198 58H200V57H198ZM245 58V57H244ZM259 58V57H258ZM257 58V59H258ZM16 59V58H15ZM33 59V58H32ZM84 59V58H83ZM90 59V58H89ZM88 59V60H89ZM97 59V58H96ZM100 59V58H99ZM99 59H98V61H99ZM113 59V58H112ZM120 59V58H119ZM202 59H200V60H202ZM210 59H207V60H210ZM251 59V58H250ZM253 59H252V61H253ZM260 59V58H259ZM264 59V58H263ZM1 60H3V59H0V61ZM8 60V59H7ZM6 60V61H7ZM11 60H12V58H11ZM10 60V61H11ZM43 60V59H42ZM91 60V59H90ZM103 60V59H102ZM106 60V59H105ZM110 60V59H109ZM114 60H115V58H114ZM113 60V61H114ZM197 60H199V59H197ZM219 61L218 63H217V61ZM245 60H247V58L245 59ZM244 60V61H245ZM4 61V60H3ZM24 61H25V59H16V60H14L13 59V62L16 64V68L17 67H19V68H17L16 70H12V72L14 73H12L13 75H11V74H8V72L9 71H5V72H7L6 74H8V80H7V86L9 87V89H11L10 87H12V86H17V88L18 89H20L19 91L21 92L20 94H24V95H30L31 96V94L33 93V92H35V90H33L34 89V87L37 85L36 83H37V80H40V79H42V80H40L41 82H43V80H45V79H47V80H50V79H52L53 77H57V79L58 78H62L61 76L63 75V74H67V73H63V67L62 66H60L59 64H57V66L56 67H54V65H48V64H42V65H37L36 67H34L36 64H37V62H36V64H33L34 66H33V68H30V70H29V68H27V70H29V71H27L26 72V70L23 68V69H21V63L22 64H24ZM37 61V60H36ZM39 61V60H38ZM79 61V60H78ZM77 61V62H78ZM92 61V60H91ZM123 61V60H122ZM157 61V60H156ZM187 61H189V60H186V62ZM203 61V60H202ZM227 61V62H228ZM248 61V60H247ZM251 61V62H252ZM259 61V60H258ZM2 62V61H1ZM0 62V63H1ZM26 62V61H25ZM30 62V61H29ZM41 62V61H40ZM44 62V61H43ZM47 62V61H46ZM70 62V61H69ZM72 62V61H71ZM90 62V61H89ZM89 62H88V64H89ZM96 62V61H95ZM116 62V61H115ZM151 62V61H150ZM183 62H185V60L183 61ZM182 62V63H183ZM190 62V61H189ZM193 62H195V61H193ZM231 62V61H230ZM248 62H250V60L248 61ZM248 62H247V64H248ZM3 63V62H2ZM33 63V62H32ZM42 63V62H41ZM51 63H53V64H55L54 62H51ZM61 63V62H60ZM65 63V62H64ZM85 63H86V61H85ZM100 63V62H99ZM142 63V62H141ZM204 63H206V65L204 64ZM203 64H204V67L206 66L207 67V69H208V66L209 65H207V63L208 64H210L209 62H207L206 60H205V62H204ZM226 63V62H225ZM235 63V62H234ZM233 62L229 65L230 67H233V69H237V70H239L238 68H243L244 67V65L246 66L247 64H244V62L242 61V62H239V63H241V64H244L243 65V67H241V64L239 65L238 63H237V65H233L234 64ZM258 63V62H257ZM256 63V64H257ZM63 64V63H62ZM75 64V63H74ZM81 64V63H80ZM84 64V63H83ZM95 64V63H94ZM109 64V63H108ZM129 64V63H128ZM155 64V63H154ZM181 64V63H180ZM184 64V63H183ZM187 64V66H188V64L190 65V64H192V63H186ZM194 64V63H193ZM202 63L200 62V65H201ZM211 64H213V63H211ZM215 64V63H214ZM215 64V65H216ZM221 64V63H220ZM222 64H223V62H222ZM226 64H228V63H226ZM255 64V63H254ZM263 64H264V62H263ZM7 65V64H6ZM86 65V64H85ZM101 65V64H100ZM105 65H106V63H105ZM116 64L114 63V66H115ZM132 65V64H131ZM130 65V66H131ZM169 65V64H168ZM198 65H199V62H198ZM260 65V64H259ZM67 66V65H66ZM74 65H72V67H73ZM82 66H84V65H82ZM99 66V65H98ZM109 66V68H110V66H112V65H108ZM179 66V65H178ZM192 66V65H191ZM196 66V65H195ZM212 66V65H211ZM211 66H210V68H211ZM255 66V65H254ZM262 66V65H261ZM8 67V66H7ZM24 67H25V65H24ZM87 67V66H86ZM89 67V66H88ZM91 67V66H90ZM93 67V66H92ZM97 67V66H96ZM95 67V68H96ZM100 67V66H99ZM113 67V66H112ZM116 67V66H115ZM168 67V66H167ZM180 67V66H179ZM197 67V66H196ZM215 67V66H214ZM218 67H220L221 68V66H218ZM229 67V68H230ZM235 67V68H234ZM26 68V67H25ZM77 68L79 69V67L77 66ZM98 68V67H97ZM102 68V67H101ZM100 68V69H101ZM166 67H160V66H158V69H157V72H155L156 73V76H158L160 79L162 78V81H163V78H165L166 77V69H165ZM170 68H173V67H171L170 66ZM176 68V67H175ZM228 68V66L226 67V69ZM245 68V67H244ZM246 68H247V66H246ZM246 68H245V70H246ZM71 69V68H70ZM86 69V68H85ZM84 69V70H85ZM94 69V68H93ZM99 69V70H100ZM103 69L105 70V68L103 67ZM112 69V68H111ZM174 69V68H173ZM172 69V70H173ZM192 69H194V68H192ZM225 69V68H224ZM248 69V68H247ZM261 69V68H260ZM0 70H2V69H0ZM11 70H10V72H11ZM75 69H73V71H74ZM83 70V69H82ZM106 70H108V69H106ZM113 70V69H112ZM169 70H171V69H169ZM189 70H191V68L189 69ZM196 70V69H195ZM237 70H232L231 68H230V71H234V72H236ZM241 70V69H240ZM259 70V69H258ZM65 71V70H64ZM77 71V70H76ZM75 71V72H76ZM81 71V70H80ZM168 71V70H167ZM175 71V70H174ZM194 71V70H193ZM222 71V70H221ZM224 71V70H223ZM256 71V70H255ZM5 72H2V73H4L5 74ZM72 72V71H71ZM87 72V71H86ZM94 72V71H93ZM99 73V72H101V71H98V69L96 70V72L95 73ZM170 72V71H169ZM191 72V71H190ZM216 72H217V70H216ZM216 72H213V76L215 75V76H217L216 74H214V73H216ZM233 72V73H234ZM257 72V74L256 75H258V77L261 75V77L263 76L264 77V67H262V69L261 70H259V71H256ZM74 73V72H73ZM80 73H82V72H80ZM79 73V74H80ZM88 73V72H87ZM106 73V72H105ZM119 73V72H118ZM142 73V72H141ZM171 73V72H170ZM169 73V74H170ZM185 73V72H184ZM184 73L182 74L183 76H184ZM193 73V72H192ZM191 73V74H192ZM223 73H225V72H223ZM242 73H243V71H242ZM4 74H2V75H4ZM6 74H5V76H6ZM72 74V73H71ZM70 74V75H71ZM100 74V73H99ZM104 74V73H103ZM111 74V73H110ZM168 74V75H169ZM231 74V73H230ZM229 74V75H230ZM237 74V73H236ZM241 73H239V75H240ZM11 75V76H10ZM65 75H63V77L65 78ZM87 75V74H86ZM115 75V74H114ZM135 75V74H134ZM151 75H152V73H151ZM174 75V74H173ZM193 75H195V72L193 73ZM199 75H201V74H199ZM202 75H205L204 73L202 74ZM201 75V76H202ZM207 75V74H206ZM219 75V74H218ZM245 74H243V76H244ZM253 75V74H252ZM66 76H68V75H66ZM73 77H75L74 75H72ZM90 76V75H89ZM171 76V75H170ZM186 76H189L188 74L186 75ZM208 76V75H207ZM236 76V75H235ZM238 76V75H237ZM241 76V75H240ZM243 76H241V77H243ZM4 77V76H3ZM70 77V76H69ZM76 77H78V76H76ZM82 77V76H81ZM109 77V76H108ZM181 75H179V76H177L176 78H174L175 80L176 79H178V80H180L181 79ZM194 77V76H193ZM197 77V76H196ZM199 77V76H198ZM222 77V76H221ZM231 77V76H230ZM245 77V76H244ZM250 77V76H249ZM258 78V79H262V78ZM49 78V79H48ZM68 78V77H67ZM67 78H65V81H66V79ZM72 78V77H71ZM101 78V77H100ZM149 78V77H148ZM154 78V77H153ZM158 78V79H159ZM218 78V77H217ZM235 78V77H234ZM246 78V77H245ZM254 78H256L255 76H254ZM253 78V79H254ZM70 79V78H69ZM95 79V78H94ZM146 79V78H145ZM166 79V78H165ZM167 79H168V77H167ZM172 79H173V77H172ZM183 79H185V77H183ZM182 79V80H183ZM204 79V78H203ZM231 79H233V78H231ZM242 79V78H241ZM246 79H248V77L246 78ZM251 79V78H250ZM257 79V78H256ZM257 79V80H258ZM47 80H46V83H47ZM54 80V82L56 83L57 81H55V78L53 79ZM59 80V79H58ZM60 80H62V79H60ZM85 80V79H84ZM151 79H149V82H151L150 81ZM185 80H187V79H185ZM191 80V79H190ZM189 80V81H190ZM249 80V79H248ZM247 80V81H248ZM252 80V79H251ZM250 80V81H251ZM40 81H38V83L40 82ZM65 81H64V83H65ZM75 81H76V79H75ZM74 80H73V82H75ZM156 83H157V81L156 80H154ZM153 81V82H154ZM159 81V80H158ZM220 81V80H219ZM227 81H229V80H225V82H227ZM237 81V80H236ZM239 81V80H238ZM243 81V80H242ZM246 81V82H247ZM250 81H249V84H253V83H250ZM45 82V81H44ZM49 82V81H48ZM53 82V81H52ZM59 82V81H58ZM57 82V83H58ZM68 82V81H67ZM71 82V81H70ZM152 82V83H153ZM170 82V81H169ZM175 82V81H174ZM180 82V81H179ZM186 82V81H185ZM262 82H264L263 81V79H262V81H261V83ZM3 83V82H2ZM46 83H44V84H46ZM51 83V82H50ZM77 83V82H76ZM85 83V82H84ZM87 83V82H86ZM80 84V85H78V87H77V90L80 92V93H83L84 95H85V97H87V98H92V97H94V98H96L95 96H97V95H103L104 93L102 92V93H98V94H94V93H90L89 91L90 90H94L95 88H98V87H103V85H99L98 83H97V85H92V86H90V84ZM101 83V82H100ZM183 83V82H182ZM188 83H190V82H188ZM238 83V82H237ZM243 85H244V90H245V88H247V87H245V81H243ZM248 83V82H247ZM59 84V83H58ZM57 84V85H58ZM94 84V83H93ZM142 84V83H141ZM140 83L138 84V86H136L135 85V87L134 88H137V89H134L132 86V90H133V93H137L138 94V97H140V99H137V101L138 100H141L142 101V98L145 100H147V96H145V94L142 92L143 90H141V85ZM147 84V83H146ZM150 84V83H149ZM170 84V83H169ZM172 84V83H171ZM223 84H224V81H223ZM226 84V83H225ZM228 84V83H227ZM235 85H236V87H238V86H241L242 85V83L240 82V84L239 85H237L236 83H234ZM234 84H233V86H234ZM248 84V85H249ZM255 85H257V82H255L254 83ZM264 84V83H263ZM57 85L56 84H54V85H52V89H54L53 87H57ZM60 85V84H59ZM145 85V84H144ZM174 85V84H173ZM180 85V84H179ZM205 85V84H204ZM228 85H231L230 87H232V83L231 84H228ZM247 85V84H246ZM5 86V85H4ZM34 86V87H33ZM38 86V85H37ZM36 86V88H38ZM45 85H43L42 86V84H41V86H40V88L42 87V89H41V91H43V87H44ZM47 86H49V85H47ZM46 86V87H47ZM143 86V85H142ZM146 86V85H145ZM147 86H149V85H147ZM207 86V85H206ZM261 86H262V84H261ZM264 86V85H263ZM262 86V87H263ZM55 87V88H56ZM223 87H225V86H223ZM235 87V86H234ZM253 87V86H252ZM255 87V86H254ZM257 87V86H256ZM261 87V88H262ZM51 88V87H50ZM160 88V87H159ZM163 88V87H162ZM190 88V87H189ZM192 88V87H191ZM190 88V89H191ZM197 88V87H196ZM250 88V87H249ZM264 88V87H263ZM5 89V88H4ZM17 89V90H18ZM47 89H49L48 87H47ZM51 89V90H52ZM154 89V88H153ZM223 89V88H222ZM232 89H233V87H232ZM235 89V88H234ZM242 88H240V90H241ZM256 89V88H255ZM254 88H250V89H248L249 90V92H250V96H251V93H253L252 94V101H257L256 99H260L262 96H264V95H260L259 96V94H260V90H258V92H259V94H258V96L256 95V94H254V93H258V92H256V90L258 89H256L255 90ZM12 90V89H11ZM45 90V89H44ZM128 90V89H127ZM210 90H213L212 88L210 89ZM239 90V91H240ZM243 90V93H245V91ZM247 90V89H246ZM2 91V88L0 89V100L2 101V104H3V100L5 99V94L4 93H2L1 92ZM18 91V92H19ZM47 91H49L50 92V89L49 90H47ZM71 91V90H70ZM159 91H161V90H159ZM209 91V90H208ZM233 91V90H232ZM235 91V90H234ZM45 92V91H44ZM118 92V91H117ZM165 92V91H164ZM215 92V91H214ZM247 92V91H246ZM14 93V92H13ZM12 93V94H13ZM35 93H37V92H35ZM46 93V92H45ZM166 93V92H165ZM164 93V94H165ZM174 93V92H173ZM208 93V92H207ZM212 93V92H211ZM218 93H220V92H218ZM218 93H216L217 94V96H219L218 95ZM262 93V92H261ZM19 94V93H18ZM125 94V93H124ZM215 94V93H214ZM247 94V93H246ZM245 94V95H246ZM249 94V93H248ZM247 94V95H248ZM14 95V94H13ZM36 95V97L38 96L37 94H35ZM106 95V94H105ZM131 95H133L132 93H131ZM236 95V94H235ZM242 95V94H241ZM253 95L254 96H257L256 97V99L254 100V98L255 97H253ZM30 96H28V97H30ZM135 96V95H134ZM172 96V95H171ZM221 96H223V95H221ZM237 96V95H236ZM243 96H244V94H243ZM250 96H247V98L248 97H250ZM19 97H21V96H19ZM32 97L33 98H35V96H33L32 95ZM39 97V96H38ZM52 97V96H51ZM136 97V96H135ZM142 97V98H141ZM167 97V96H166ZM220 97V96H219ZM259 97V98H258ZM8 98H9V95H8ZM22 98V97H21ZM27 98V97H26ZM44 98V97H43ZM48 98V97H47ZM93 98V99H94ZM137 98V97H136ZM183 98V97H182ZM185 98V97H184ZM199 98V97H198ZM209 98V97H208ZM224 98V97H223ZM231 98V97H230ZM242 98V97H241ZM19 99V98H18ZM58 99V98H57ZM68 99H70L71 100V98H68ZM68 99H66V100H68ZM73 99V98H72ZM120 99V98H119ZM123 99V98H122ZM121 99V100H122ZM150 99V98H149ZM187 99V98H186ZM186 99H179L178 101H175V102H171L172 100H170V102L168 101V103L166 104V106L168 107L167 108V110L169 111L168 113L170 114H172L173 112H174V114H175V112H178V114L179 113H184L185 114V112L187 111L188 112V114H191L190 116H188L189 118H191L192 120H193V122H192V120H191V122H192V126L191 127H189V126H187L188 125V123H191V122H188V123H186V126L187 127H189L188 129H191L190 130V135L193 137V138H196V139H198V140H202V141H205V143L206 142H211V141H214L213 139H214V136H215V131L216 130H218V133L220 132V135L222 136V140L220 141V142H224L225 144L220 148V150H219V155H222V156H225V157H227V156H229V153L228 152H230L231 153V155H233V156H238L239 154H240V152H241V146L243 145V144H248V145H250L251 147V149L252 150H257V149H261V148H264L263 146V144L261 143L262 142V140H264V123H262L264 120H262V124H258V122L257 121H259L260 119L257 117L256 119H259V120H256V122H257V126L259 125V129L262 131V134H260L261 136H258L256 133H255V129L254 128H250V127H248V123H249V121L250 120H248V122L247 121H245V116L247 117V115H249V118L250 117H252V118H250L251 120L252 119H254V117L252 116V112L250 113V111H249V113L247 114V115H243L244 116V119L240 122L238 119V123H236L237 121H236V118H235V121L233 122L232 120H234V117L232 118L230 115V120L229 121H226L225 123V125H223V123H221L222 125H219V127L217 126V122L215 123L216 125H213V123L214 122H211L212 124H209L210 122H209V120H207L206 122L204 121V120H200L199 118H196V113H198L197 112V108L195 109L194 107H192V106H194L193 104L192 105H190L191 103H190V101H189V99H187L188 101H189V105L187 106L188 107V109L186 108V106L184 105V103H185V101H186ZM227 99H228V97H227ZM262 99V98H261ZM78 100V99H77ZM81 100V99H80ZM87 100V99H86ZM92 100V99H91ZM90 100V101H91ZM121 100H119V101H121ZM128 100V99H127ZM144 100L142 101L143 103H144ZM145 100V101H146ZM200 100H202L203 101V99H200ZM34 101H36V100H34ZM62 101H64V100H62ZM75 101V100H74ZM94 101V100H93ZM115 101H118V100H115ZM125 101V100H124ZM136 101V100H135ZM135 101H133V102H135ZM148 102H149V104H150V101L149 100H147ZM147 101H146V104H147ZM213 101V100H212ZM224 101V100H223ZM229 101H231L230 99H229ZM228 101V103H232V102H237V101H231V102H229ZM249 101H250V98H249ZM65 102V101H64ZM98 102V101H97ZM100 102V101H99ZM140 102V101H139ZM138 102V103H139ZM152 102V101H151ZM201 102V101H200ZM206 102V101H205ZM213 102H216V101H213ZM218 102V101H217ZM216 102V103H217ZM221 102V101H220ZM219 102V103H220ZM258 102V101H257ZM1 103V102H0ZM49 103V102H48ZM73 103V102H72ZM118 103V102H117ZM120 103V102H119ZM127 103V102H126ZM141 103V102H140ZM139 103V104H140ZM208 103V102H207ZM253 103V102H252ZM256 103V102H255ZM258 103H260V102H258ZM262 103H264V101L262 100ZM261 103V104H262ZM1 104V105H2ZM13 104V103H12ZM75 105H76V102L74 103ZM73 104V105H74ZM81 105H82V103H80ZM133 104V103H132ZM131 104V105H132ZM136 104V103H135ZM142 104V103H141ZM140 104V105H141ZM148 104V105H149ZM165 104V103H164ZM203 104H205V103H203ZM218 104V103H217ZM227 104V103H226ZM236 104V103H235ZM261 104H260V106H261ZM61 105H63V104H61ZM69 105V104H68ZM73 105H71V106H73ZM78 105V104H77ZM122 105V104H121ZM131 105H128L129 107H131ZM140 105H134V106H136V107H138V106H140ZM148 105H145V106H147L148 107ZM160 105V104H159ZM208 105H209V103H208ZM212 105V104H211ZM223 105V104H222ZM56 106H58V102H57V105ZM80 106V105H79ZM119 106V105H118ZM125 106L127 107V105L125 104ZM145 106L142 108V109H144V111H145ZM151 106V105H150ZM244 106V105H243ZM263 106H264V104H263ZM263 106H261L260 108H263V110H264V107ZM69 107H70V105H69ZM120 107V106H119ZM122 107V106H121ZM141 107H142V105L140 106V108L138 107V109L139 110H142L141 109ZM213 107V106H212ZM218 107H220L221 108V106L219 105ZM229 107H231V106H229ZM253 107V106H252ZM1 108V107H0ZM24 108H25V105H24ZM31 108V107H30ZM68 108V107H67ZM132 108V107H131ZM131 108H129V109H131ZM165 108V107H164ZM238 107H236V109H237ZM242 108V107H241ZM247 108V107H246ZM257 108V107H256ZM75 109H78V108H75ZM134 109V108H133ZM136 109V108H135ZM134 109V110H135ZM148 109V108H147ZM56 110V109H55ZM60 110H61V108H60ZM137 110V109H136ZM149 110V109H148ZM147 110V111H148ZM184 110H186V111H184ZM219 110V109H218ZM221 110V109H220ZM229 110H231L232 111V108L231 109H229ZM257 110V109H256ZM65 111V110H64ZM128 111V110H127ZM133 111V110H132ZM146 111V112H147ZM212 111V110H211ZM235 111V110H234ZM238 111V110H237ZM261 111V110H260ZM71 112V111H70ZM82 112V113H81ZM87 112V111H86ZM85 111L83 112L82 110L81 111H79L77 114H70L69 113V115H68V113L66 114L67 115V117L69 116L70 118H79L80 116L81 117H87L88 116V114L86 113ZM135 112V111H134ZM138 112V111H137ZM142 112V111H141ZM160 112H162V111H160ZM217 112H219V111H217ZM229 112V111H228ZM227 112V113H228ZM248 112V111H247ZM256 112V111H255ZM254 112V113H255ZM258 112V111H257ZM257 112H256V114H257ZM143 113H145V112H143ZM163 113H165V112H163ZM200 113V112H199ZM213 113V112H212ZM226 113V114H227ZM243 113V112H242ZM241 113V114H242ZM253 113V115H255ZM178 114H176V115H178ZM183 114V115H184ZM229 114V113H228ZM240 113L239 114H236L237 116H239V115H241ZM259 114V113H258ZM261 114V113H260ZM10 115V114H9ZM127 115V114H126ZM131 115V114H130ZM134 115V114H133ZM132 115V116H133ZM137 115V114H136ZM162 115V114H161ZM187 115V114H186ZM186 115L185 116H183V117H186ZM198 115V114H197ZM251 115V116H250ZM132 116H131V118H132ZM139 116V115H138ZM144 116V115H143ZM165 116H166V114H165ZM168 116V115H167ZM166 116V117H167ZM180 116V115H179ZM192 116V117H191ZM233 116V115H232ZM236 116V117H237ZM256 116H258V115H256ZM30 117V116H29ZM28 117V118H29ZM125 117V116H124ZM141 117H142V115H141ZM140 117V118H141ZM147 117H149V116H147ZM181 117H182V115H181ZM201 117V116H200ZM205 117V116H204ZM212 117V116H211ZM221 117V116H220ZM223 117H224V114H223ZM225 117H227V115L225 116ZM224 117V118H225ZM260 118L262 117V116H259ZM264 117V116H263ZM262 117V118H263ZM32 118V117H31ZM144 118V117H143ZM153 118V117H152ZM156 118V117H155ZM159 118V117H158ZM161 118V117H160ZM163 118V117H162ZM169 118V117H168ZM168 118H166V119H168ZM173 118V117H172ZM188 118V119H189ZM208 118H209V116H208ZM215 118V117H214ZM222 118V122H223V120H225V119H229V118ZM231 118H232V120H231ZM239 118H240V116H239ZM243 118V117H242ZM248 118V119H249ZM132 119H134V118H132ZM180 119V118H179ZM186 119V118H185ZM203 119V118H202ZM221 119V118H220ZM264 119V118H263ZM142 120H144V119H142ZM147 120H149V119H147ZM153 120H155V119H150L149 121H150V123H152V122H154ZM158 120V119H157ZM169 120H171V119H169ZM168 120V121H169ZM176 120H177V118H176ZM205 120H206V118H205ZM255 120V119H254ZM152 121V122H151ZM181 121V120H180ZM220 121V120H219ZM165 122H167V121H165ZM174 122H176V121H174ZM183 123H184V121H182ZM221 122V121H220ZM240 122V123H239ZM251 122V121H250ZM254 121L252 120V123H253ZM255 122V123H256ZM148 123V122H147ZM163 123V122H162ZM182 123V124H183ZM254 123V126L256 127V124ZM259 123H260V121H259ZM172 124V123H171ZM178 123H176V124H174V125H177ZM220 124V123H219ZM251 124V123H250ZM136 125V127H138V128H140V129H142L143 127H142V125H137V124H135ZM163 125H164V123H163ZM184 125V124H183ZM182 125V126H183ZM211 125H213V126H211ZM179 126H181V124H179ZM181 126V127H182ZM186 126L184 125L183 126V130L181 129V131L183 132V131H185V129H186ZM253 126V127H254ZM145 127V126H144ZM169 127V126H168ZM213 127H215L216 128V130L213 128ZM170 128V127H169ZM174 128H176V127H174ZM218 128V129H217ZM73 129H75V128H73ZM73 129H71V131L73 130ZM117 129V128H116ZM179 129V130H180ZM214 129V130H213ZM258 128H257V130H259ZM76 130V129H75ZM259 130V131H260ZM181 131H179V132H181ZM181 132V133H182ZM186 132V131H185ZM71 133V136L73 135L72 134V132H70ZM218 133H216V134H218ZM16 134V133H15ZM76 134V133H75ZM170 134V133H169ZM78 135V134H77ZM166 135V134H165ZM173 135H175V134H173ZM189 135V134H188ZM123 136V135H122ZM163 136V135H162ZM170 136V135H169ZM74 137V136H73ZM72 137V138H73ZM76 137V136H75ZM110 137H112V136H110ZM125 137V136H124ZM221 138V137H220ZM108 140V139H107ZM120 142V141H119ZM118 142V143H119ZM122 142V141H121ZM120 142V143H121ZM118 143H116V144H114V145H117ZM124 142H122V144H123ZM128 143V142H127ZM118 146V145H117ZM116 146V147H117ZM73 147V146H72ZM92 146L90 145V147L89 146H87L85 143H83V144H77V146H76V148H77V150H78V152H73V155H77L79 158H84V152L87 150V149H90ZM238 148H240V149H238ZM69 149H71V148H69ZM73 150H74V148H72ZM71 149V151L70 150H63V151H58V152H50L51 154H53V155H59V156H63V157H65L66 155H69L70 153H72V150ZM151 149H154V148H151ZM151 149H141L140 150V153L139 154H136V155H129V156H126V160H122V156L121 155H119V154H117V155H112V156H109V159L113 162V163H119V164H126L128 161H129V159L130 158H137V159H139V160H144V158L147 156V154H148V152H146V151H151ZM238 149V150H237ZM37 150H40V149H35V150H31V152H36ZM125 150V149H124ZM211 149L209 148V151H210ZM41 152H43L42 150H40ZM132 151V150H131ZM212 151H214V150H212ZM210 152V153H213V152ZM262 150H260V152H261ZM218 152V151H217ZM71 155V154H70ZM72 155V156H73ZM15 156V155H14ZM228 158V157H227ZM182 159H184V158H182ZM182 159H180L181 161H182ZM230 159V158H229ZM233 159V158H232ZM172 161H175V160H170V159H167V160H164V161H161L160 163H162V164H164V163H170V162H172ZM184 161H185V159H184ZM238 161V160H237ZM148 162H150V163H157L158 161H154V160H152V159H150ZM178 163V162H177ZM234 163H236V162H234ZM128 164V163H127ZM182 164H183V161H182ZM186 165V166H185ZM129 166L130 167H144V166H142V165H140V164H129ZM189 166V165H188ZM208 166V165H207ZM211 166V165H210ZM215 166V165H214ZM39 168V167H41L40 165H36V164H34V163H30V162H27L26 160H23V162H18V163H16V164H13V165H6V166H4L3 168H5V170H3V168L1 167L0 168V180L1 181H3V182H7L8 184H10L13 188H15V189H18V190H21V191H23V190H26V189H29L25 184H28L29 183V181L26 179L28 176L27 175H25V174H18L17 176H8L7 174L9 173V172H13V171H17V170H21L22 168H24V169H26L28 172H30L31 174H34L35 172L32 170L33 168ZM123 167V166H122ZM130 167H128V168H130ZM184 167H187V164H185V162H184ZM204 166H202V168H203ZM209 167V166H208ZM216 167H218V166H216ZM211 168V167H210ZM147 169H151L150 167L149 168H147ZM225 169V168H224ZM209 171H211L212 170V168L211 169H208ZM214 171H216L217 173H218V176L219 177H221L222 178V180L228 185L229 184V182L227 181V180H229L230 178H235V180H236V182L235 183H237L238 185H240V183L241 184H246V183H248V181L245 179V177L243 176V175H245L246 173H248V174H250V170H242V169H238V170H236L235 172L233 171V174H227L226 173V171H225V173L221 170V169H213ZM231 170V169H230ZM255 171H256V175L257 176H263L264 175V169L263 168H261V169H255ZM119 172H122V169L120 168V167H114V169L112 170V172L111 173H109L108 172V174H112V175H115V174H117V173H119ZM134 172H139V170H134ZM215 172V173H216ZM84 173H86V174H93V172L91 171V169H90V165L89 164H87V166H86V171L84 172ZM145 174H149V175H151V174H154V175H159V172H144ZM76 174H78V175H80L81 174V172H76ZM243 174V175H242ZM71 175V174H70ZM97 176V175H96ZM174 178H175V180H184V178H182L181 176H174ZM186 180V179H185ZM221 180V181H222ZM76 182L77 183H79V184H81V185H83V183H82V181H80V180H76ZM147 182H149V183H151V184H153V185H156V186H158V185H160L158 182H155V181H151V180H148ZM171 182H175V181H171ZM204 183H206V181H203ZM127 183H129V184H127ZM210 183V185H211V187H213V188H216L217 187V184L215 183V181L214 182H209ZM144 182L143 181H141V180H130V181H122L121 183H120V185L118 186H114L113 185V187L111 188V189H109L110 190V194H109V197H108V200L110 201V202H112L113 204H115V205H117V204H120V205H123L126 209H128V208H130L131 209V211H130V209L128 210V211H130L129 212V215L131 214V217H133V219L135 220L136 219V221H138L137 223L139 224V223H141V220H142V224L143 225H145V226H150V227H152V228H154L155 230H159V232L161 231V232H166L165 231V226L162 224V222H158V221H160L161 220V218H157L158 219V221L156 220L155 221V216H158V215H160V214H156V213H158V212H155V211H153L152 209H153V207H151V205L150 206H148L147 205V208H145L146 206L144 205V200L143 199H141V198H139L138 197V195H137V193H140V194H143V195H146L147 197H149V198H153V201H156L157 199H159V197L157 196V195H155L153 192H151V191H148V190H143V188H144ZM240 186H242V185H240ZM186 188H190L189 186H186ZM103 189V188H102ZM203 194H202V196H206V195H217V197H218V199L219 200H221L222 201V203H220V202H217V201H203L202 202V204H201V206H205L206 208L208 207V208H211V210H216V209H214V208H222V209H224V212L226 211V210H228V212L229 213H231V214H233L234 216V218H236V219H234L233 217H232V219H231V217L230 218H224V217H222V214H221V216H219L220 218H224L226 221V223L225 224H227V225H230L231 226V228H230V230H231V232L232 231H235L234 229H236V225H241V226H245V225H247V223H248V221L250 220V218L249 219H245V217H243L244 219V221H239V219L237 218L239 215H241L242 214V212L241 211H243V210H241V211H238L237 209L236 210H234V209H227L228 207H233L234 208V206H239L240 205V203L242 202H245V203H247L246 201H243V200H239V201H235L234 200V196H237V195H234V196H231V195H229V194H227V193H222V192H216V193H209L208 192V190H205V189H203ZM220 191V190H219ZM127 193V194H126ZM239 194V193H238ZM154 195V196H153ZM241 195V194H240ZM249 195V194H248ZM246 196V195H245ZM251 196V195H250ZM249 196V197H250ZM253 196V195H252ZM248 197V198H249ZM251 198V197H250ZM252 199H255V198H252ZM31 201V200H30ZM40 201L42 202V206L43 207H50V208H52L51 207V205L49 204V201H47L46 199H40ZM177 200H174V202H176ZM183 201V200H182ZM181 201V202H182ZM1 202H3V203H6V201L4 200V201H1ZM251 202H253V203H256L257 204V206H259V207H264V198L263 199H261V201H255V200H252ZM8 203V202H7ZM101 203V202H100ZM97 204V206L99 205V207L102 205L103 206V204ZM166 203V204H165ZM184 203V202H183ZM146 204V203H145ZM159 204H161L160 206L161 207H163L164 209H169L170 207H172V209L171 210H173V208L174 209H176V210H178L179 208H175V206H173V199H164V200H162V201H160L159 202ZM179 204V203H178ZM226 205H229L228 207L226 206ZM243 205V204H242ZM53 206V205H52ZM182 206V205H181ZM180 206V207H181ZM186 206V205H185ZM185 206H183V207H185ZM190 206V205H189ZM191 206H193V205H191ZM246 206V205H245ZM105 207V206H104ZM152 209H151V208ZM169 207V208H168ZM57 209V208H60V207H58V206H54L53 207V209ZM213 208V209H212ZM185 209H187L186 207H185ZM184 208L182 209L183 210V212H185V211H187V210H185ZM190 210H191V208H189ZM239 209V208H238ZM241 209V208H240ZM239 209V210H240ZM246 209V208H245ZM59 210H61V209H59ZM65 210V209H64ZM189 210V211H190ZM219 210V209H218ZM218 210L216 211V215L218 214L217 212H218ZM156 214V215H154V213ZM220 211H221V209H220ZM169 212V211H168ZM173 212V211H172ZM171 212V213H172ZM179 213L180 211L178 210V211H176V213ZM183 212L181 213L180 212V214L182 215L183 214ZM192 212V211H191ZM211 212V211H210ZM247 212V211H246ZM245 212V213H246ZM28 213H30V214H32L31 215V217L33 216V217H35V218H37L38 216H39V214H33L34 213V211L33 212H27L26 210H24V209H16V210H10V209H6V208H2V207H0V235H5V236H8L9 234H8V232L10 233V236H12V237H16V236H19V238L22 236H26V238H28V237H32V236H38L39 237V239H40V236L41 235H38V230H37V232H36V230H34L33 229V227L36 225H32V224H34L33 223V219H28V220H25V219H20V218H16L15 216L16 215H25V214H28ZM39 213V212H38ZM175 213V215L173 214H171L172 215V217L174 218L175 216H177V215H179L180 216V214H176ZM186 214H188L189 212L187 211V212H185ZM196 213V212H195ZM195 213H193L192 212V214L191 215H193V214H195ZM211 213H213V212H211ZM226 213H227V211H226ZM225 213V214H226ZM250 213V212H249ZM60 214H62V215H64V216H62V218L64 219V220H69V219H71V218H73V215L72 214H70V213H66V211H62L61 210V213ZM186 214L184 215L183 214V216H184V220H185V216H186ZM190 214V213H189ZM188 214V215H189ZM224 214V213H223ZM224 214V215H225ZM198 215H201V214H198ZM203 215V214H202ZM209 215V214H208ZM213 216H214V214H212ZM238 215V216H237ZM42 216V215H41ZM160 216H162V215H160ZM179 216H177L178 218H181V216L179 217ZM195 216H196V214H195ZM194 216V217H195ZM228 216V215H227ZM230 216V215H229ZM245 216V215H244ZM159 217V216H158ZM163 217V216H162ZM187 217V216H186ZM190 217V219L192 218L191 216H189ZM188 217V218H189ZM193 217V218H194ZM204 217V219L206 218L207 219V221H208V219H209V221L208 222H214L210 217L211 216H209V218H207V217H205V216H203ZM202 217V218H203ZM217 217V216H216ZM219 217H217L218 219H220ZM226 217V216H225ZM256 217V216H255ZM22 218H23V216H22ZM183 218V217H182ZM200 218V217H199ZM241 218V217H240ZM38 219H39V217H38ZM160 219V220H159ZM162 219H164V218H162ZM187 219V218H186ZM195 219H198L197 217H195ZM179 220V219H178ZM182 219H180V221H181ZM183 220V221H184ZM188 220V219H187ZM241 220V219H240ZM41 221V219L39 220V221H37V222H40ZM84 224L85 223H87V224H89L90 222V220L89 221H87V220H81ZM163 221V220H162ZM182 221V222H183ZM189 221V220H188ZM193 221L194 220H192V223H193ZM201 221V220H200ZM252 221V219L250 220V222ZM43 222V221H42ZM89 222V223H88ZM170 221H168V223H169ZM189 222H191V221H189ZM195 222H197V221H195ZM195 222L193 223V224H195ZM221 222V221H220ZM261 222V221H260ZM44 223V222H43ZM82 223V224H83ZM93 223V222H92ZM91 223V224H92ZM167 223V222H166ZM185 223H186V221L184 222V225H185ZM224 223V222H223ZM252 223V222H251ZM17 224H19L21 227H17L16 225ZM40 224H42L41 222H40ZM45 224V223H44ZM51 224V223H50ZM187 224V223H186ZM190 224V223H189ZM193 224L191 225V228H189V227H186L187 229H191L192 231H194V228H192V226H193ZM203 224V223H202ZM219 224V223H218ZM224 224V225H225ZM254 224H258V225H263V223H259L258 221H253V225ZM93 225V224H92ZM168 225V224H167ZM174 225V224H173ZM198 225V224H197ZM197 225L195 224V226H196V228H197ZM209 225V224H208ZM214 225V224H213ZM249 225V224H248ZM51 226V225H50ZM89 226V225H88ZM186 226V225H185ZM188 226V225H187ZM205 226V225H204ZM211 226V225H210ZM210 226H208V227H210ZM216 226V225H215ZM40 227H41V225H40ZM40 227H36V229L37 228H40ZM43 227V226H42ZM46 227H48V226H46ZM45 227V228H46ZM92 227V226H91ZM175 227H178V226H175ZM198 227H201L200 225L198 226ZM206 227H207V223H206ZM225 227H228V226H226L225 225ZM248 227V226H247ZM250 227H251V224H250ZM254 227H255V225H254ZM259 227V226H258ZM44 228V227H43ZM54 228V227H53ZM52 228V229H53ZM62 228H65V230L66 229H69V230H71V228H69V227H67V226H64V227H62ZM148 228V227H147ZM151 228V229H152ZM179 228V227H178ZM177 228V229H178ZM228 228V229H229ZM234 228V229H233ZM239 228V227H238ZM263 228H264V226H263ZM47 229V228H46ZM45 229V230H46ZM52 229L51 228H48V230H46L47 232H46V234L44 235V236H42V237H46L45 239H47V238H49L50 239V242H51V238L50 237H52V239H58V238H54L53 237V235L51 234V231H52ZM150 229V228H149ZM153 229V230H154ZM167 229V228H166ZM171 229V228H170ZM173 229V228H172ZM209 229V228H208ZM211 229V228H210ZM209 229V230H210ZM218 229H219V227H218ZM246 229V228H245ZM252 229V228H251ZM176 230V229H175ZM170 231L169 233H168V235L170 236V237H172L173 235H174V233L176 234V231ZM179 230V229H178ZM197 230H200V229H197ZM197 230H195L196 232H197ZM203 229L201 228V230L200 231H202ZM205 230H207V229H205ZM212 231H213V229H211ZM220 230H221V228H220ZM223 230V229H222ZM226 230V229H225ZM40 232H42V230H41V228H40V230H39ZM44 231V230H43ZM168 231V230H167ZM190 231V230H189ZM53 232H54V230H53ZM79 232V231H78ZM82 232H85L84 234H86V232H87V234L89 235V237H90V239H86V238H82V239H80V241H82L81 243H79L80 244V246H82V247H84V248H86L87 247V249L88 250H93V247L95 248V247H101V244L103 245V244H107L110 248H111V250L112 251H114L113 253L115 254V256L116 257H118L117 259H118V261L120 260L121 262L122 261H127V262H133V261H135V259L137 258V257H140L141 259H142V261L141 262H145V263H148V264H162L163 263V261L165 260V256L161 253V251H163V250H167V251H169L168 253H170V252H174L175 253V255H177V256H179V260H181V261H178V260H176V259H173V258H170L169 257V259H168V261H170V262H174V263H176V264H181V262H184V264H204V262H200V261H198V259L197 260H195L194 259V257L196 256H199V257H209V256H216V259L214 260V262L213 263H215V264H222V262H223V260L221 259V257H222V255L220 254V253H218V248L219 247H217V250H213V254H211V253H207V251H209V248L211 247V245L212 244H210V247H206L205 245H203L202 244V236H204L201 232V236H199L201 239V241L202 242H200L201 244L199 245L200 247H198L197 245H192V244H182V242L180 243V241H176L177 239V237L179 236V238H180V235H178L176 238L175 237H173V238H175L174 239V241H172V242H165V245H164V247H161L158 243H155V242H152V243H149V241H147V238L146 239H144L143 237H139V236H137L136 234H134V236H132L131 235V237H126L125 235H122V234H106L107 236H111V237H113L114 239H116V241L115 242H112V241H108V240H105V241H102V243H99V244H94L93 242H92V240L94 241V239L93 238H96L97 239V241H98V239H99V241H100V237H99V233H97V232H94V231H85V230H82ZM178 232V231H177ZM181 233H183L182 231H180ZM214 232H216V231H213V233ZM219 232V231H218ZM227 232V231H226ZM235 232H238L237 230L235 231ZM247 232H249L248 230H247ZM252 232H254L253 230H252ZM251 232V233H252ZM55 233H58V232H56L55 231ZM119 233V232H118ZM167 233V232H166ZM186 233H187V231H186ZM189 233V232H188ZM205 233V232H204ZM207 233H210V234H212L211 232H207ZM165 234V233H164ZM185 234V233H184ZM195 234V233H194ZM193 234V235H194ZM244 234H245V236H246V232H244ZM257 234V233H256ZM263 234H264V229H263ZM58 235H59V233H58ZM130 235V234H129ZM167 235V237H169ZM186 235V234H185ZM216 235V234H215ZM218 235V234H217ZM226 235V234H225ZM249 235V234H248ZM247 235V236H248ZM259 235H260V233H259ZM4 236V237H5ZM93 236V237H92ZM194 236H198V235H194ZM194 236H192V237H194ZM207 236V235H206ZM212 236H214L213 234H212ZM243 236V235H242ZM250 236V235H249ZM253 236V235H252ZM21 237V238H22ZM34 237H32V238H34ZM41 237V238H42ZM184 237V236H183ZM205 237V236H204ZM223 237L224 238H222L221 237V235H220V237H216V238H219V239H216V240H218L217 241V243L218 244H220L221 242L223 243L224 241L223 240H226L225 239V236H224V234H223ZM234 238H235V236H233ZM251 237V236H250ZM249 237V238H250ZM7 238V237H6ZM10 237H8L7 239H9ZM25 237L23 238V239H21V240H24V239H26ZM59 238L61 239V236H59ZM63 238H65L64 236H63ZM187 238V237H186ZM207 238H208V236H207ZM209 238H211L210 236H209ZM254 238H257V237H255L254 236ZM35 239V238H34ZM33 239V240H34ZM49 239H47V240H49ZM67 239V238H66ZM69 239V238H68ZM95 239V240H96ZM160 240H162V238H159ZM169 239V238H168ZM167 239V240H168ZM170 239H172V238H170ZM195 239H197V238H195ZM229 239V238H228ZM251 239V238H250ZM249 239V240H250ZM2 240V239H1ZM0 240V259L2 260V262L0 261V264H4V262H6V263H9V264H14V263H12L13 262V258H15V256L14 255H16V254H24L25 253V250L24 249H20V247L22 246H17V245H11L12 244V242H11V244L9 245V244H7V242L5 243V242H3V241H1ZM11 240H12V238H11ZM13 240L15 241V239L13 238ZM17 240V239H16ZM27 240V239H26ZM62 241H63V239H61ZM69 240H71V239H69ZM102 240V239H101ZM173 240V239H172ZM185 240H187V239H184V241ZM199 240V241H200ZM207 240V239H206ZM212 240H213V238H212ZM211 239L209 240V241H212ZM238 240V239H237ZM246 240V239H245ZM260 240V239H259ZM263 240H264V237H263ZM40 241V240H39ZM43 241V240H42ZM57 241V240H56ZM65 241H68V240H65ZM65 241L64 242H62V243H65ZM98 241V242H99ZM188 241V240H187ZM196 241H198V240H196ZM198 241V242H199ZM208 241V242H209ZM241 241H242V239H241ZM250 241H252V240H250ZM36 242V241H35ZM44 242H46V241H44ZM59 242V241H58ZM54 243V241H52L51 243H50V245L51 246H53V250L55 249V250H59V249H56L55 247H59L60 249L62 248H64L65 249V245H64V247L63 246H61L59 243ZM164 242V241H163ZM191 243H192V241H190ZM213 242H215V241H213ZM212 242V243H213ZM233 242V241H232ZM249 242V241H248ZM254 242H256V241H254ZM259 242H261L262 244L260 245L259 244V251L261 252V253H264V243L262 242V241H258V243ZM14 244L15 243H17V242H13ZM41 243V241L39 242V244ZM70 243V242H69ZM69 243H68V245H69ZM119 243H121V244H119ZM174 243H175V247H176V243H177V245H179V249H181V250H177V249H175L174 248ZM203 243H205V242H203ZM222 243L219 245V246H221L220 247V249H222L223 251H224V249L225 250H229L230 252L233 250V251H235L236 252V250L237 249H240V247H238L237 249H235L234 247H232L227 241H226V244H224L223 243V245H222ZM250 243V242H249ZM20 244V243H19ZM53 244V245H52ZM55 244H58L59 246H57V245H55ZM119 244V245H118ZM194 244V243H193ZM251 244H253V243H251ZM30 245V244H29ZM38 245V244H37ZM43 245H46L45 243L43 244ZM163 245V244H162ZM216 245V244H215ZM254 245V244H253ZM25 245H23V247H24ZM46 246H48V245H46ZM61 246V247H60ZM67 246V245H66ZM72 246V245H71ZM78 247V248H80L81 249V247ZM247 246V245H246ZM257 246V245H256ZM255 246V247H256ZM10 247H12L15 251L13 252V253H7V252H3V249H7V248H10ZM45 247V246H44ZM180 247H182V248H180ZM67 248H71V247H67ZM66 248V249H67ZM97 248H95L96 250H97ZM123 248V249H122ZM178 248V247H177ZM65 249V250H66ZM72 249V248H71ZM83 249V248H82ZM95 249H94V251H95ZM101 249V248H100ZM199 249H204L205 251L204 252H202V251H200ZM216 249V248H215ZM252 249V248H251ZM257 249V248H256ZM256 249H255V251H256ZM188 250H190V251H192L193 253H194V256L193 255H190L189 253H186L185 255H183V254H181V252L183 253V252H187ZM221 250V251H222ZM250 250V249H249ZM254 250V249H253ZM28 251V250H27ZM41 251H46V249L44 250V248H43V250H41ZM99 251H103V250H99ZM210 251H212V250H210ZM220 251V252H221ZM222 251V252H223ZM239 251V250H238ZM258 251V250H257ZM47 252V251H46ZM50 252V251H49ZM54 252V251H53ZM66 252V251H65ZM64 252V253H65ZM93 252V251H92ZM96 252V251H95ZM191 252V253H192ZM225 252V251H224ZM244 252H246L247 253V250L246 251H244ZM253 252V251H252ZM52 253V252H51ZM55 253H56V251H55ZM88 253H90V251H88ZM192 253V254H193ZM228 253V252H227ZM233 254H235L234 252H232ZM240 253V252H239ZM53 254V253H52ZM96 253H94V255H95ZM100 254V253H99ZM107 254V253H106ZM247 254H249V253H247ZM56 255H59L58 253L56 254ZM101 255H103V254H101ZM168 255H170V254H168ZM243 255V254H242ZM251 255V254H250ZM255 255V254H254ZM253 255V256H254ZM10 257V258H8V257ZM74 256H76V255H74ZM86 256V255H85ZM104 256V255H103ZM106 256V255H105ZM255 256H257V255H255ZM261 256V255H260ZM7 257V258H6ZM45 256H41V257H39V258H44ZM58 257H61L62 258V256H58ZM77 258H80L79 257V254L76 256ZM145 257H148V258H145ZM173 257H174V255H173ZM235 257V256H234ZM238 257V256H237ZM213 258V257H212ZM224 258H225V256H224ZM223 258V259H224ZM70 259V258H69ZM178 259V258H177ZM209 259V258H208ZM226 259H228V258H226ZM16 260V259H15ZM207 260V259H206ZM206 260H204V261H206ZM231 260H232V258H231ZM237 260V259H236ZM260 260V259H259ZM264 260V259H263ZM38 261V260H37ZM40 261V260H39ZM45 261V260H44ZM69 261V260H68ZM86 261V263L89 261V263H91V261L90 260H84V259H79V262H82L83 264H84V262ZM99 261H101V260H99ZM261 261V260H260ZM41 262V261H40ZM45 262H47V260L45 261ZM52 262V261H51ZM48 263V264H58L57 262L56 263ZM104 262H105V260H104ZM160 262H162V263H160ZM251 262V261H250ZM29 263V262H28ZM72 263V262H71ZM85 263V264H86ZM96 263V262H95ZM101 263V262H100ZM103 263V262H102ZM206 263V262H205ZM224 263H226V261H224ZM223 263V264H224ZM261 263V262H260ZM41 264H43V263H41ZM47 264V263H46ZM117 264V263H116ZM143 264V263H142ZM209 264H211L210 262H209ZM243 264V263H242ZM244 264H246V263H244ZM258 264V263H257Z\"/></svg>",
    "mask_w": 264,
    "mask_h": 264
}]
</instances>
